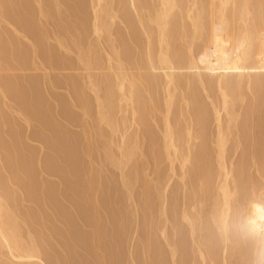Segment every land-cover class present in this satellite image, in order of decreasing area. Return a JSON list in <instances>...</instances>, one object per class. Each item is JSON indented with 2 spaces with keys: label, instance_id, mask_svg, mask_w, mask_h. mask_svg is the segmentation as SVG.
<instances>
[{
  "label": "rangeland",
  "instance_id": "rangeland-1",
  "mask_svg": "<svg viewBox=\"0 0 264 264\" xmlns=\"http://www.w3.org/2000/svg\"><path fill=\"white\" fill-rule=\"evenodd\" d=\"M27 3H26V2ZM34 1V2H33ZM45 1V3H44ZM48 3H47V2ZM57 1V0H56ZM63 1V2H62ZM58 0V2H55V0L52 1L50 0H40L41 2V6L42 8H44L43 10V14L40 13V2L39 5L37 0H1L0 1V19H2L0 21V66H2L0 69V118H2V121H0V141L2 139V141L0 142V189L2 190L1 192H3L2 194L4 195V200L5 198H7V200H5V204L7 203L8 206L12 207L14 206V210H16L15 212L18 214L16 215L17 217L19 216V218L21 219L19 222L21 223L20 226V235L23 236V238H32V236H34L32 239H34V241L36 242L37 245V249L38 253L41 257V262L45 263V264H173V261H175L176 264H197L198 259L195 258V254H194V258H193V254L192 251L194 252V249L192 247V245L190 244L191 242H189V238L188 237V233L189 231H187L186 227H182V225L180 226L179 223V219H180V212L179 210H181L182 206L184 205L183 203H187V201L189 200L190 196H191V189L189 184L187 183V187L184 186V184L181 182L179 175H180V168H176L179 165H175V175L172 174V171L170 169H168V165L167 162L163 161V159L160 157L162 155H160L161 153V143H162V135H163V113H164V94L165 91L161 89V87L158 85V87H155L156 89L153 90V97L157 102L158 106V112H150V118L147 116L146 121H148L147 123H150L149 125L145 122V120L143 122L144 126L147 125L146 127H139V129L136 128L135 125H132L130 127V123L129 122L130 119V112H128L127 114V119L128 122L126 120V122H121L125 125L121 126L119 124L117 131L119 132H115L112 133H107L109 132V130L111 129H107L110 128L107 124L104 125L101 121H100V117H99V111L101 113V108L99 109L100 105L99 103L100 100H98V98H102V102L103 99L106 98V95L108 90H102V88L104 89L106 83H107V87L108 85V79H110V77H112L111 72L109 71V67L107 65H110L109 62V57L107 54H109L111 52V50L109 49V45L107 46L105 42H107V37L106 36H102L100 39V42L95 39L94 33L92 31L93 28V18H92V3L89 2L91 0ZM67 1V2H65ZM74 5H73V3ZM107 1V0H106ZM117 0H112L110 2V0H108L107 2L109 4L112 3V5L110 7L112 8H119L121 5L118 3L119 1H117V5H119L118 7H114L116 4ZM9 2V3H7ZM23 2V3H20ZM29 2V3H28ZM43 2V4H42ZM50 2V3H49ZM62 2V3H61ZM77 2V3H76ZM80 2V3H79ZM83 2V3H82ZM85 2H87L85 4ZM56 3V5H54ZM59 3H61L62 5H60ZM70 3V4H69ZM115 3V4H114ZM2 4V5H1ZM53 4V6H52ZM59 4V5H58ZM66 4L68 5V7L66 6ZM82 4H84L83 6H81ZM14 5V6H13ZM25 5V6H24ZM27 5V6H26ZM33 9H31V6ZM36 5V7H35ZM51 7H50V6ZM79 5V7H78ZM85 5H89L87 7H85ZM116 5V6H117ZM7 6V7H6ZM10 6V7H9ZM29 6V7H28ZM46 6V7H45ZM56 6V8H55ZM57 6H59L60 8H58ZM65 6V7H63ZM81 6V7H80ZM6 7V8H5ZM22 7V8H21ZM63 7V8H62ZM76 7V8H75ZM9 8V9H8ZM39 8V9H38ZM51 8V9H50ZM54 8V10H53ZM69 8V9H68ZM71 8V9H70ZM85 10H83V9ZM89 8V9H88ZM121 8V7H120ZM28 9V10H27ZM58 9V10H57ZM77 9V10H76ZM79 9V11H78ZM88 9V10H87ZM126 9V7L124 8V10ZM8 10V11H7ZM17 10V11H16ZM20 10V11H19ZM24 10V12H22ZM31 10V11H30ZM35 10V11H34ZM39 14H41L43 17L41 18L37 13V11ZM53 10V11H51ZM56 10V11H55ZM74 10V12H73ZM87 10V11H86ZM92 12H91V11ZM4 11V13H3ZM6 11V12H5ZM50 11V12H48ZM72 13H70V12ZM76 11L78 13H76ZM84 11V12H83ZM89 11V13H88ZM123 11V10H122ZM10 12V13H9ZM12 12V13H11ZM47 12V13H46ZM52 12L56 15H53ZM59 12V13H58ZM83 14H82V13ZM23 13V14H22ZM35 13V14H33ZM57 13V14H56ZM91 13V16H90ZM14 14V15H13ZM29 14V15H28ZM31 14V15H30ZM59 14V16H58ZM62 14V15H60ZM67 14L68 18H67ZM122 15L123 12H119V15ZM26 15V16H25ZM46 15V17H45ZM49 15L51 16L49 18ZM65 15V16H63ZM74 17H72V16ZM88 15V16H87ZM3 16V17H2ZM13 20H12V17ZM26 19H25V17ZM33 16V17H32ZM37 16V17H36ZM70 16V17H69ZM82 16V17H80ZM11 17V18H10ZM20 17V18H19ZM29 17V18H28ZM62 17V18H61ZM76 17V19H75ZM7 18V19H6ZM15 18V19H14ZM28 18V19H27ZM33 18V19H32ZM46 18V19H45ZM55 20H54V19ZM64 18V19H63ZM66 18V19H65ZM82 18V19H81ZM90 18V19H89ZM38 19V20H37ZM50 19V20H49ZM52 19V21H51ZM59 19V20H58ZM62 21H61V20ZM3 20L4 23L7 20L6 24H3ZM22 20V21H21ZM25 20V21H24ZM44 20L46 22H44ZM65 20V21H64ZM76 20V21H75ZM78 20V21H77ZM82 20V21H80ZM120 20V19H119ZM118 20V18L115 20V22L113 23V26H111V35L114 36L113 39H115V41H117V43H122L123 45V55L122 57H124V59L128 58L132 61L133 58H135L134 60L139 59V51H137L138 49V44L136 45V42L138 43V38H134L133 36L131 37V34L129 35V33L127 32L126 25L125 24H121V22ZM11 21V22H10ZM13 21V22H12ZM16 21V22H15ZM28 21V22H27ZM41 21V22H40ZM49 21V24H47ZM62 23V26L60 25V23ZM15 22V23H14ZM51 22V23H50ZM56 22V23H55ZM67 24H66V23ZM78 22V23H77ZM81 25H80V23ZM85 22V23H84ZM9 23V24H8ZM18 23V24H17ZM25 23H27L25 25ZM34 23V24H33ZM41 23V24H40ZM58 23V24H57ZM74 23V24H73ZM91 23V25H90ZM13 24V26L11 25ZM33 24V25H32ZM40 24V25H39ZM77 24V26H76ZM21 25V26H20ZM35 25V26H34ZM39 25V26H38ZM47 25H50L47 27ZM55 25V27H54ZM66 25V27H65ZM68 25V27H67ZM115 25V26H114ZM122 25V26H121ZM11 26V27H10ZM29 26V27H28ZM38 26V27H37ZM59 26V27H58ZM81 26V27H80ZM92 26V27H91ZM125 26V27H124ZM15 27V29H14ZM32 27V28H31ZM50 27V28H49ZM77 27V28H76ZM87 27V28H86ZM21 28V30H20ZM35 28V29H34ZM38 28V29H37ZM41 28V29H40ZM47 28V29H46ZM52 28V29H51ZM55 28V29H54ZM60 28V29H59ZM66 28V29H65ZM71 30H70V29ZM73 28V29H72ZM77 30L75 31L74 30ZM114 28V29H112ZM119 28V29H118ZM123 28V29H122ZM11 29V30H10ZM32 29V30H31ZM34 29V30H33ZM46 29V30H44ZM59 29V30H58ZM89 29V30H88ZM118 29V30H117ZM121 29V30H120ZM125 29V30H124ZM14 30V32H13ZM31 30V31H28ZM40 30V32H39ZM49 30V31H48ZM52 30V31H50ZM57 34H56V32ZM65 30V33H64ZM68 30V31H67ZM120 30V31H119ZM18 31V32H17ZM26 31V32H25ZM33 31V32H32ZM35 31V32H34ZM44 31V32H43ZM46 31V32H45ZM77 34H74V32ZM84 31V32H83ZM30 32V33H29ZM48 32V33H47ZM51 32V34H50ZM63 32V33H61ZM126 32V34H125ZM21 33V34H20ZM24 33V34H23ZM37 33V34H36ZM41 33V34H40ZM46 33V34H45ZM68 33H70L68 35ZM73 36H72V34ZM118 33V35L116 34ZM121 33V35H120ZM10 34V35H9ZM22 34L24 35V37H26V39L22 36ZM39 34V35H38ZM18 35V36H16ZM36 35H38V37H36ZM51 35H54L53 37ZM57 35V37L55 36ZM64 35V36H63ZM92 35V36H91ZM127 35V36H126ZM41 36V37H40ZM44 38H43V37ZM49 36V37H48ZM61 38H60V37ZM71 36V37H70ZM112 36L110 38H112ZM119 36V37H118ZM8 37V38H7ZM17 37V38H16ZM48 37L49 39L47 40ZM70 37V38H69ZM77 37V39H76ZM91 37V38H90ZM106 37V38H105ZM16 38V41H14ZM21 38V39H20ZM33 38V39H32ZM42 40H39V39ZM58 40H57V39ZM63 38V39H62ZM94 38V40L92 39ZM134 38V39H132ZM9 39V42L8 40ZM18 39V40H17ZM29 39V40H28ZM46 39V40H45ZM62 39V41L60 40ZM66 39V40H65ZM87 39V40H86ZM92 39V41H91ZM122 39V40H121ZM125 39V40H124ZM130 39V40H129ZM7 40V41H6ZM77 40V41H75ZM104 40V42L102 41ZM129 40V41H128ZM134 40V41H132ZM31 41V43H29ZM36 41V43H35ZM45 41V42H44ZM66 41V42H65ZM69 41V42H68ZM85 41V42H84ZM87 41V42H86ZM136 41V42H135ZM13 42V43H12ZM33 42V43H32ZM44 44H43V43ZM59 42V43H58ZM62 42V43H61ZM65 42V43H64ZM82 42V43H81ZM84 42V43H83ZM92 44H90V43ZM129 42V44L127 43ZM10 43V44H9ZM21 45H20V44ZM41 43V44H40ZM63 44V46L61 44ZM89 43V44H88ZM97 43V44H96ZM101 43V44H100ZM131 43V45H130ZM141 43V41H140ZM54 44V45H53ZM60 44V45H59ZM68 44V45H67ZM78 44V45H77ZM94 44V45H93ZM105 44V45H104ZM108 44V42H107ZM126 44V45H125ZM133 44V46H132ZM135 44V45H134ZM7 45V46H6ZM41 45H42V49H41ZM52 45V46H51ZM66 45V46H64ZM73 45V46H71ZM89 45H91V47H89ZM96 45V46H95ZM101 45V46H100ZM141 45V44H140ZM27 46V47H26ZM30 46V47H29ZM33 46V47H32ZM37 46V48L35 47ZM79 46V47H78ZM106 46V47H105ZM125 46V47H124ZM137 46V48H135ZM11 47V48H10ZM17 47L19 48L17 50ZM24 47V48H23ZM26 47V48H25ZM41 49H39V48ZM51 47V48H50ZM62 47V48H61ZM66 47V48H65ZM102 47V48H101ZM134 47V48H132ZM13 48V49H12ZM32 48V49H31ZM59 48V49H57ZM70 48V49H69ZM80 48V49H79ZM90 48V49H89ZM100 48V51H99ZM108 48V49H107ZM132 48V49H131ZM9 49V50H8ZM26 49V52H25ZM51 49V50H49ZM68 49V50H67ZM79 49V50H78ZM85 49V50H84ZM94 49V50H93ZM4 50V51H3ZM15 50V51H14ZM35 50V52H33ZM55 50V51H54ZM57 50V51H56ZM62 50V51H61ZM82 50V51H80ZM109 50V51H108ZM125 50V51H124ZM136 50V51H135ZM139 50V49H138ZM10 51V53H9ZM17 51V52H16ZM33 54H32V52ZM65 51V53H63ZM67 51V54H66ZM70 51V52H69ZM96 51V52H93ZM107 53H105V52ZM43 53L41 55V53ZM56 52V53H55ZM71 52H73L72 54H70ZM79 53L77 55V53ZM84 52V53H83ZM88 52V53H87ZM98 52V53H97ZM133 52V54H132ZM19 53V54H18ZM83 53V54H82ZM87 53V54H86ZM100 53V54H99ZM102 53V54H101ZM104 53V54H103ZM38 54V55H37ZM60 54V55H59ZM76 54V55H75ZM127 54V55H126ZM200 54V53H199ZM11 55V56H10ZM18 55V56H17ZM21 55V56H20ZM24 55V56H23ZM30 55V56H29ZM31 55L33 56L31 58ZM36 55V57H35ZM44 55V57H43ZM67 55V56H66ZM83 55V56H81ZM86 57H85V56ZM107 55V56H104ZM125 55V56H124ZM138 55V56H137ZM2 56V58H1ZM52 56V57H51ZM54 56V57H53ZM63 58H62V57ZM70 56V57H68ZM80 56V57H79ZM88 56L90 58H88ZM104 58H103V57ZM4 57V58H3ZM13 57V58H11ZM16 59H15V58ZM18 57V58H17ZM26 57V58H25ZM35 57V58H34ZM38 57V58H37ZM40 57V59H39ZM65 57V58H64ZM80 60H79V58ZM85 57V58H83ZM137 57V58H136ZM21 58V59H20ZM34 58V59H33ZM58 58V59H57ZM77 62H76V60ZM82 58V59H81ZM86 58L89 60L86 61ZM6 59V60H5ZM9 59V60H8ZM27 59V60H26ZM32 59V60H31ZM37 59V61H36ZM42 59V60H41ZM67 59V60H66ZM84 59V60H83ZM24 60V62H23ZM26 60V61H25ZM39 60V62H38ZM46 60V61H45ZM48 60V61H47ZM52 61L49 62V61ZM56 60V61H55ZM58 60V61H57ZM73 60V61H71ZM93 60V61H92ZM96 60V62H95ZM108 60V62H107ZM129 60V61H130ZM4 61V62H3ZM8 61V62H7ZM16 61V62H15ZM33 61V62H32ZM35 61V62H34ZM43 61V62H42ZM65 61V62H64ZM80 61V63H79ZM86 61V62H85ZM130 63H133L131 62ZM3 62V63H2ZM46 62V65L45 63ZM48 62V63H47ZM57 62V63H56ZM92 62V63H91ZM99 62V63H98ZM127 62V60H126ZM8 63V64H7ZM14 63V64H13ZM16 63V64H15ZM21 63V64H20ZM25 63V64H24ZM35 63V64H32ZM41 63V64H39ZM73 63V64H72ZM84 63V65H83ZM89 63L91 65H89ZM95 63V64H94ZM54 64V65H53ZM64 67H62L61 66ZM76 64V65H75ZM81 64V65H80ZM87 64V65H86ZM103 64V65H102ZM22 65V66H21ZM25 65V66H24ZM32 65V66H31ZM43 65V66H41ZM57 65V66H56ZM97 65V66H96ZM6 66V67H5ZM17 66V67H16ZM46 66V67H45ZM59 66V67H58ZM77 66V68L75 67ZM82 66V67H81ZM84 66V67H83ZM90 66V68H86V67ZM101 66V67H100ZM106 66L107 69H104ZM5 67V70H4ZM8 67H11L8 68ZM41 67V68H39ZM56 69H54V68ZM62 67V68H60ZM81 67V68H79ZM92 67V69H91ZM104 67V68H103ZM25 68V69H24ZM43 68H45V70H43ZM52 68V69H50ZM58 68V70H57ZM69 68V70H68ZM71 68V69H70ZM74 68V69H73ZM96 68V69H95ZM98 68V69H97ZM7 69V70H6ZM9 69V70H8ZM24 69V70H23ZM31 69V70H30ZM33 69V70H32ZM39 69V70H38ZM60 69V72H59ZM66 69V70H65ZM80 69V70H78ZM87 69V70H85ZM94 69V70H93ZM104 71H102V70ZM11 70V71H10ZM21 70V71H20ZM29 70V71H28ZM36 70V71H35ZM62 70V71H61ZM78 70V72H77ZM109 71V76L110 77H105L103 74H105L106 71ZM7 71V72H5ZM25 73H24V72ZM40 71V73H39ZM51 71V72H50ZM57 71V72H56ZM95 71V73H94ZM100 71V72H99ZM108 71L106 72V74L108 73ZM46 72V73H45ZM49 74H48V73ZM53 72V73H52ZM69 74L67 75L66 74ZM88 72V73H87ZM11 73V74H9ZM13 73V74H12ZM23 75H22V74ZM35 73V74H34ZM56 73V74H55ZM61 73V74H60ZM73 73V74H72ZM92 75H91V74ZM45 74V75H43ZM47 74V75H46ZM79 74V75H78ZM88 74V75H85ZM96 74V75H95ZM105 74V75H106ZM6 75V76H5ZM21 75V76H20ZM26 75V76H25ZM62 75V76H61ZM78 75V76H77ZM90 75V76H89ZM101 75V76H100ZM108 75V74H107ZM24 76V77H22ZM43 76V77H42ZM53 76V77H52ZM70 76V77H69ZM73 76V77H72ZM88 76V77H87ZM96 78H95V77ZM5 77V79H4ZM12 77V78H11ZM20 77V78H19ZM28 79H27V78ZM48 77V78H47ZM59 77V78H58ZM69 77V78H68ZM77 77V78H75ZM82 80H79L78 79ZM91 77V78H90ZM106 78L105 80L107 81H103L102 78ZM10 78V79H7ZM26 78V79H25ZM36 78H38L36 80ZM71 78V80H70ZM90 79V82L88 83V79ZM108 78V79H107ZM4 79V80H3ZM12 79V80H11ZM16 79V80H15ZM30 79V81H29ZM35 79V80H33ZM42 79V80H41ZM59 79V80H58ZM61 79V81H60ZM65 79V81H64ZM86 79V80H85ZM96 79V81L94 80ZM3 80V81H2ZM77 80V81H76ZM85 80V81H84ZM95 82H94V81ZM99 80V81H98ZM102 80V82H101ZM111 80V79H110ZM7 81V82H5ZM33 81V82H32ZM47 81V82H46ZM60 81V82H59ZM93 81V83H91ZM40 82V83H39ZM44 84H43V83ZM53 82V83H51ZM83 82V84H81ZM211 82V81H210ZM209 82V83H210ZM16 83V84H15ZM22 83V84H21ZM27 83V84H26ZM65 83V84H64ZM71 83V84H70ZM78 83V84H77ZM85 83V84H84ZM88 83V85H87ZM98 83V84H97ZM105 83V84H104ZM182 86L184 84V81L181 82ZM214 83V82H212ZM210 83L211 86H209L207 92L203 91V87H200L198 84L196 86V84H191L194 85L195 88H192V91L188 88L192 93H195L198 101H196L195 103H198L199 110H197V106L193 104V106L196 108L197 111H201L203 112L204 118L201 119L200 121V129L201 127H203V131L205 130L204 133L205 137L203 135V131H202V135H203V141L205 139L208 146L211 145V138L214 135L215 132V128H216V121L214 119V107L216 103L218 104V102H215L218 99L213 98V95L216 96L217 98L220 96L218 95L219 90L215 89L216 85ZM4 84V86H3ZM36 84V85H35ZM59 84V85H58ZM64 84V85H63ZM74 84V85H73ZM111 84V83H110ZM39 85V86H38ZM42 85V86H41ZM67 85V86H66ZM73 85V86H71ZM78 85V86H77ZM91 85V86H90ZM96 85V86H95ZM100 85V87H98ZM185 85V84H184ZM209 84L207 83V86ZM8 86V87H7ZM21 86V87H20ZM34 86V87H33ZM62 86V87H61ZM71 86V87H70ZM76 86V87H75ZM80 86V87H79ZM87 86V87H86ZM193 86V87H194ZM215 86V87H212ZM15 87V88H14ZM45 87V88H44ZM51 87V88H50ZM65 87V88H64ZM75 87V88H73ZM82 87V88H81ZM85 87V88H84ZM91 87V88H90ZM97 87V88H95ZM185 87V86H184ZM246 85H244V88L241 90L244 94V98L243 100H240L236 103L235 108L237 110H239V112H242L244 114H242L239 119H238V130H236L232 135L229 136L228 140V144L227 145V156L230 158L233 157V165L234 169H236L237 173H235V177H237V179L239 180V182H251L253 183V185L256 183L258 185V187L264 186V164H262L264 162V86H263V90L262 89H257V92L254 96V94L251 92L250 89L245 88ZM17 88V89H16ZM60 88V90L58 89ZM94 88V89H93ZM20 89V90H18ZM23 89V90H22ZM55 89V90H54ZM63 89V90H62ZM65 89V90H64ZM75 89V90H74ZM82 91H81V90ZM93 89V90H92ZM97 89V90H95ZM159 89V90H158ZM195 89V92H194ZM17 90V91H16ZM32 90V91H31ZM47 90V91H46ZM58 90V91H57ZM71 90V91H70ZM73 90V91H72ZM90 90H92L90 92ZM183 90V89H181ZM181 90H177L175 92L176 97H175V101L172 105L171 108V112H170V119L172 122H176V125L180 129H185V127H188L189 125H193L195 124V117L192 116L193 110H190L186 105H185V101H184V96H181V94L183 93V91ZM202 90V91H201ZM217 90V91H216ZM5 93V94H3ZM5 91V92H4ZM15 91V92H14ZM44 91V92H43ZM52 91V92H51ZM57 91V92H54ZM67 91V93L65 92ZM84 91V92H83ZM102 91V92H101ZM104 91V93H103ZM180 91L182 93H180ZM13 92V93H11ZM20 92V93H19ZM32 95H31V93ZM39 92V93H38ZM48 94H47V93ZM51 92V93H50ZM59 92V93H58ZM74 92V93H73ZM88 92V93H87ZM95 92V94H94ZM98 92V93H96ZM100 92V93H99ZM160 92V93H159ZM163 92V94H162ZM211 92V93H210ZM17 93V94H16ZM46 93V94H45ZM53 93V94H52ZM66 93V95H65ZM72 93V94H71ZM82 95H81V94ZM34 94V95H33ZM44 94V95H43ZM68 94V95H67ZM75 96H74V95ZM95 96H93V95ZM97 94V96H96ZM106 94V95H105ZM162 94V95H161ZM198 94V95H197ZM217 94V95H216ZM2 95V96H1ZM14 95V96H13ZM24 95V97H23ZM31 95V96H29ZM39 97H36V96ZM90 95V96H89ZM247 95V96H246ZM259 95L261 96V98L259 97ZM4 96V99L2 98ZM19 96V97H18ZM21 96V97H20ZM44 96V97H43ZM50 98H49V97ZM52 96V97H51ZM59 96V97H58ZM66 96L68 98H66ZM79 98H78V97ZM87 96V97H86ZM105 96V98H104ZM210 96V97H209ZM212 96V100L211 99ZM7 97H9L10 99H8ZM28 97V98H27ZM98 97V98H97ZM194 97V94H193ZM206 97V98H205ZM254 97V98H253ZM6 98V99H5ZM36 98V99H34ZM52 98V99H51ZM62 98V99H60ZM78 98V100H77ZM87 98V99H86ZM195 98V97H194ZM255 99V102H253ZM257 98V99H256ZM51 99V101H50ZM65 99V100H64ZM81 99V100H80ZM259 99H261V101H258ZM2 100V101H1ZM5 100L7 102H5ZM11 100V101H10ZM16 100V101H15ZM29 100V101H28ZM38 100V101H37ZM50 102H49V101ZM59 100V101H57ZM70 100H73L72 103ZM95 100V101H94ZM98 100V101H97ZM154 100V102H155ZM161 100V101H160ZM181 102H180V101ZM208 100V101H207ZM251 100V101H250ZM10 101V102H9ZM76 101V102H75ZM97 101V102H96ZM184 101V102H183ZM215 102L212 104V102ZM249 101V102H248ZM3 102V104H2ZM12 102H14L12 104ZM18 102V103H17ZM27 102V103H26ZM30 102V103H29ZM38 102V103H35ZM42 102V103H41ZM53 102V103H52ZM56 102V103H54ZM59 102V103H58ZM66 102V103H64ZM78 102V103H77ZM155 102V103H156ZM161 102V103H160ZM248 102V103H247ZM251 102V103H250ZM253 102V104H252ZM22 105V107L20 106V104ZM29 103V104H28ZM63 103V104H62ZM70 103L75 106L73 107L72 105H70ZM74 103V104H73ZM86 103V104H85ZM96 103V104H95ZM180 103V105H179ZM210 103V105H209ZM240 103V104H238ZM9 104V105H8ZM12 104V105H10ZM38 104V105H37ZM49 106H48V105ZM52 104V105H51ZM69 104V105H68ZM89 104V105H88ZM183 104V105H182ZM200 104V105H199ZM244 104V105H243ZM255 104V106H254ZM6 105V106H5ZM32 105V106H31ZM45 107H44V106ZM56 105V106H55ZM62 105V107H61ZM79 105V106H77ZM95 105H97L98 107H95ZM164 105V106H163ZM247 105V106H245ZM4 106V107H3ZM10 108H9V107ZM16 106V107H15ZM24 106V108H23ZM38 106V107H37ZM64 106V108H63ZM68 106V107H67ZM77 106V108H76ZM81 106V107H80ZM90 106V107H89ZM186 106V107H185ZM192 106V107H193ZM202 106V108H201ZM206 106V107H205ZM219 106V105H217ZM245 106V107H243ZM15 107V108H14ZM28 109V111L26 110V108ZM37 107V109H36ZM70 107V108H69ZM251 109H250V108ZM255 107V109H254ZM259 107L257 110L256 108ZM19 108V109H18ZM48 108V110H47ZM55 108V109H54ZM61 108V109H60ZM68 108V109H66ZM75 108V109H74ZM84 108V110H83ZM97 111H96V109ZM175 108V109H174ZM179 108V109H178ZM186 108V109H185ZM8 109V110H6ZM14 109V110H13ZM18 109V110H17ZM32 109V111H31ZM37 111H34V110ZM40 109V111H39ZM42 109V110H41ZM58 109V111H57ZM78 109V110H77ZM182 111H181V110ZM245 111H244V110ZM263 109V110H262ZM12 110V111H10ZM21 112H20V111ZM55 112H54V111ZM77 110V112H76ZM82 110V111H81ZM189 110V111H187ZM194 110V112L196 111ZM209 110V111H208ZM253 112H252V111ZM257 114H256V111ZM7 111V112H6ZM16 111V112H15ZM22 116L20 117L19 114ZM63 111V112H62ZM70 113H69V112ZM75 111V112H73ZM151 111V110H150ZM177 111V112H176ZM186 113H185V112ZM247 111H250L252 113V116L247 115ZM255 111V112H254ZM259 111V112H258ZM23 112V113H22ZM27 112V113H26ZM48 112V113H47ZM62 112V113H60ZM67 112V113H66ZM81 112V113H80ZM118 112V110H117ZM249 112V113H250ZM14 113V114H13ZM17 113V114H16ZM36 113V114H34ZM40 113V115H39ZM52 115H50V114ZM75 113V114H74ZM94 116L97 115V116ZM116 113V111L114 112ZM113 113V118H114V114ZM176 113V115L174 114ZM180 113V115H179ZM191 113V114H190ZM205 113V114H204ZM259 113V114H258ZM11 114V115H10ZM38 114V115H37ZM72 114V115H71ZM80 114V115H79ZM84 114V116H82ZM87 118H86V116ZM119 114V115H118ZM153 114V115H152ZM160 114V115H159ZM162 114V115H161ZM256 114V115H255ZM3 115V116H2ZM24 115V116H23ZM122 113H116L115 118L116 119H121L122 118ZM130 117H129V116ZM174 115V116H173ZM256 117H254V116ZM258 115V119L257 118ZM9 116V117H8ZM38 116V117H36ZM57 116V118H56ZM75 116V117H73ZM93 118H92V117ZM154 116V117H153ZM189 116H190V120H189ZM209 116V117H208ZM249 116V117H248ZM263 116V117H262ZM6 117V119H5ZM14 121H13V119ZM17 117V118H16ZM64 117V118H63ZM89 117V119H88ZM99 117V118H97ZM162 117V118H161ZM172 117V118H171ZM259 117H261L259 119ZM24 118V119H23ZM43 118V119H42ZM68 118V119H67ZM92 120H91V119ZM97 118V119H96ZM114 118V119H115ZM241 118L243 120H241ZM246 118V119H245ZM255 121H254V119ZM12 119V120H11ZM23 119V120H21ZM34 119V120H33ZM53 119V120H52ZM59 119V121H58ZM66 119L68 121H66ZM71 123H70V121ZM73 119V120H72ZM119 119V121H121ZM183 119V120H182ZM204 119V120H203ZM253 119V120H252ZM1 120V119H0ZM20 120V121H19ZM25 120V122H24ZM39 120H43V121H39ZM49 120V121H48ZM51 120V121H50ZM63 120V121H61ZM78 123H77V121ZM85 120V121H84ZM95 120H98L95 121ZM155 121L154 123L152 121ZM158 120V121H157ZM162 120V122H161ZM192 120V121H191ZM203 120V121H202ZM249 120V121H248ZM262 120V121H261ZM9 121V122H8ZM12 121V122H11ZM32 121V122H31ZM40 123H39V122ZM47 121V122H45ZM61 121V122H60ZM66 121V123H65ZM87 121V123H86ZM91 121V123L89 122ZM115 122H118V120H114ZM190 121V122H189ZM241 121V122H240ZM244 121V122H243ZM261 121V122H260ZM8 122V123H7ZM27 122V123H26ZM29 122V123H28ZM37 122V123H35ZM63 122V123H62ZM97 122V124H96ZM174 122V123H175ZM184 122V123H183ZM209 122V123H208ZM243 122V123H242ZM250 122V123H249ZM256 122V123H255ZM259 122V123H258ZM263 122V123H262ZM4 125H3V124ZM14 123V124H13ZM16 123V125H15ZM26 123V124H24ZM39 123V124H38ZM42 123V124H41ZM46 123V125H45ZM82 123V124H80ZM129 123V124H128ZM158 123V124H157ZM163 123V124H162ZM241 123V124H240ZM247 123L250 125H247ZM255 125H254V124ZM7 124V125H6ZM19 126H18V125ZM28 124V125H27ZM36 124V125H35ZM67 124V125H66ZM92 124V125H91ZM155 124V125H154ZM187 124V125H186ZM224 124H226V118L224 117L223 119V126ZM246 124V126L244 125ZM258 124V125H257ZM3 125V126H2ZM12 125V126H11ZM26 125V126H25ZM60 125V126H59ZM82 125V126H81ZM86 125V126H85ZM96 127H94V126ZM98 125V126H97ZM35 126V127H34ZM53 126V128H52ZM66 126V127H65ZM80 126V127H79ZM89 126V127H88ZM129 126V128H125ZM182 126L184 128H182ZM244 126V127H243ZM261 126V129H259ZM8 129H7V128ZM10 127V128H9ZM14 127V128H13ZM16 127V128H15ZM18 127V128H17ZM47 127V128H46ZM58 127H59V131H58ZM60 127H62L60 129ZM86 127V129H85ZM92 127V128H91ZM94 127V129H93ZM98 127V128H97ZM102 127V128H101ZM148 127V128H147ZM155 127V128H154ZM199 127V126H198ZM259 127V128H258ZM23 128V129H22ZM32 128V129H31ZM34 128V129H33ZM42 128V130H41ZM51 128V129H50ZM104 128L105 132H104ZM252 128V129H251ZM257 128V129H256ZM3 129V130H1ZM15 129V130H14ZM51 131H49V130ZM66 129V130H65ZM69 129V130H68ZM82 129V130H81ZM90 131H89V130ZM94 130V131H91ZM96 129V130H95ZM100 129V130H99ZM121 129V130H120ZM127 129V130H126ZM132 129V130H131ZM153 129V130H152ZM159 129V130H158ZM207 129V130H206ZM10 130V131H9ZM31 130V131H30ZM43 130H47L45 132H43ZM57 130V131H56ZM123 130V131H122ZM248 130V131H247ZM260 130V133H259ZM4 131V132H3ZM34 131V133H33ZM55 133H54V132ZM74 131V132H73ZM77 131V132H76ZM104 132V134L102 132ZM126 131V133H125ZM130 133H129V132ZM256 131V132H255ZM263 131V133H262ZM43 132V133H41ZM89 132V134H88ZM123 132V134L126 136L129 135V138L132 139L134 138L135 135L136 136V142L137 146H138V150H137L139 157L134 158L133 160L130 161V163H127L126 165H123L124 163H122V167H126V168H121L120 166L117 167L118 165L116 164L117 160H121V155H119L120 152H122L120 149L121 147H124V145L122 144V142L120 141L119 135H122L121 133ZM243 132V133H241ZM67 133V135H66ZM74 133V134H73ZM83 133V134H82ZM107 133L108 137L111 135V137H106L107 135H105ZM161 133V134H160ZM253 133V134H252ZM259 135H258V134ZM3 134V135H2ZM5 134V135H4ZM33 134V135H32ZM44 134V136H43ZM47 134V135H46ZM52 134H55V138L53 137ZM61 134V136H60ZM72 134V135H71ZM77 134V135H75ZM94 134V136H93ZM155 134V135H154ZM242 134V135H241ZM256 134V135H255ZM261 134L263 135V137L261 136ZM8 135V136H7ZM42 137H41V136ZM50 135V137L48 136ZM84 137H83V136ZM91 137H89V136ZM101 135V136H100ZM116 135V136H115ZM123 135V136H124ZM258 135V136H257ZM10 136V137H9ZM16 136V137H15ZM19 136V137H18ZM35 136V137H34ZM39 136V137H38ZM65 136V137H64ZM154 136V137H153ZM236 136V137H235ZM241 136V137H239ZM246 136V137H245ZM248 136V137H247ZM255 136V137H254ZM257 136V137H256ZM13 137V138H12ZM25 137V138H24ZM27 137H29V140L27 139ZM44 137V138H43ZM61 137V138H60ZM72 137V138H71ZM85 139H83V138ZM89 137V138H88ZM95 137V138H93ZM99 137V138H98ZM116 137V138H115ZM144 137V138H143ZM207 137V138H206ZM7 138V139H6ZM9 138V140H8ZM52 138V139H51ZM64 138H67L64 140ZM74 138V139H73ZM105 138V140H104ZM111 138V139H110ZM115 138V139H114ZM127 138V137H126ZM145 140H143V139ZM234 138V139H233ZM235 138L239 141L238 144H236V140ZM248 138V139H247ZM254 138V139H253ZM259 138V139H257ZM261 138V139H260ZM263 138V139H262ZM13 139V140H12ZM36 139V140H35ZM40 139V141H39ZM41 139H45V141H42ZM47 139V140H46ZM55 139V140H54ZM58 139V140H57ZM63 139V140H62ZM69 139V140H68ZM73 139V140H71ZM76 139V140H75ZM101 139V140H100ZM128 139V138H127ZM79 140V141H78ZM109 140V141H108ZM118 143H116V141ZM122 140V139H121ZM129 140V139H128ZM133 140V139H132ZM131 140V141H132ZM232 140V141H231ZM260 140V141H259ZM6 141V142H5ZM11 141V142H10ZM29 141V142H28ZM51 141V143H50ZM59 141V142H56ZM68 141V142H67ZM77 141V142H76ZM83 141V143H82ZM87 141V142H86ZM111 141V143H109ZM234 141V142H233ZM247 141V142H245ZM258 141V142H257ZM21 142V143H20ZM25 142V143H24ZM63 142V143H62ZM65 142V144H64ZM81 142V144H80ZM151 142V144H150ZM155 142V143H154ZM242 142V143H241ZM9 143V145L7 144ZM57 143V144H56ZM75 143V145H73ZM96 143V145L94 146V144ZM103 145H100V144ZM107 143V144H106ZM254 143V144H253ZM1 144L2 147H1ZM5 144V145H4ZM12 144V145H11ZM27 144V146H26ZM54 144V145H53ZM63 144V145H62ZM109 144H111L110 146V150L109 151ZM116 144H120V145H116ZM145 144V145H144ZM149 144V145H148ZM235 144V145H234ZM254 146H253V145ZM258 144V146H257ZM8 145V146H7ZM35 145V146H33ZM38 145V146H37ZM43 145H45L43 147ZM53 145V146H52ZM61 147H60V146ZM68 145V146H66ZM72 145V146H71ZM87 145V146H86ZM100 145V146H99ZM106 145V148H104V146ZM114 145V146H113ZM151 145V146H150ZM157 145V146H156ZM206 145V146H207ZM239 145V146H238ZM251 145V146H250ZM4 146V147H3ZM42 146V147H40ZM48 148H47V147ZM85 146V147H83ZM116 146V147H115ZM126 146V145H125ZM207 146V147H208ZM234 146V147H233ZM237 148H236V147ZM263 146V148H262ZM12 147V148H10ZM19 147V148H18ZM22 147V148H21ZM39 147V149H38ZM59 147V148H58ZM74 149H73V148ZM79 147V148H78ZM102 148L100 150V148ZM114 147V148H113ZM118 147V148H117ZM244 147V148H243ZM251 147H254L251 148ZM5 148V149H4ZM10 148V149H9ZM15 148V149H14ZM33 148V149H30ZM42 148V149H40ZM45 148V149H44ZM48 150H47V149ZM49 148L51 150H49ZM112 148V149H111ZM125 148V147H124ZM235 148V149H234ZM250 148V149H249ZM261 148V149H260ZM17 149V150H16ZM37 149V150H36ZM62 149V150H61ZM82 149V150H81ZM88 149V150H87ZM117 149V150H116ZM159 149V150H158ZM245 151H244V150ZM261 151H260V150ZM16 150V151H15ZM19 150V151H18ZM44 150V151H43ZM54 150V151H53ZM71 150V151H70ZM76 150V151H75ZM105 152H103V151ZM114 150V151H113ZM118 150L120 151L118 153ZM150 150H151V156L150 155ZM250 150V151H248ZM258 150V151H257ZM3 151L7 152V153H3ZM13 153H12V152ZM22 151V153H21ZM30 151V152H29ZM40 151V152H39ZM51 151V152H50ZM61 151V152H60ZM70 151V152H69ZM75 151V152H74ZM85 151V152H84ZM117 151V152H116ZM254 153H253V152ZM25 152V153H24ZM40 155H39V153ZM53 152V153H52ZM56 152V153H55ZM103 152V153H102ZM235 152V155H234ZM10 153V155H9ZM16 153V156H15ZM33 153V155H32ZM73 153V155H72ZM83 153V155H82ZM87 153V156H86ZM97 153V155H96ZM108 153L110 156H108ZM251 153V155H250ZM253 153V155H252ZM7 155V157H6ZM32 155V156H31ZM35 155V157H34ZM45 155V156H44ZM47 155V157H46ZM68 155V156H66ZM106 156L104 158V156ZM113 155V156H112ZM116 155V156H115ZM119 155V156H118ZM234 155V156H233ZM244 155V156H243ZM249 155V156H248ZM260 155V156H259ZM7 160H6V158ZM9 156V157H8ZM21 156V157H20ZM63 156V158H62ZM66 156V158H65ZM71 156V157H70ZM84 156V157H83ZM90 156V157H89ZM103 156V157H102ZM117 157V158H114ZM242 156V157H241ZM247 156V157H246ZM253 156V157H252ZM20 157V158H18ZM32 157V159H31ZM39 157V158H38ZM75 157V159H74ZM86 157V158H85ZM88 157V158H87ZM97 157H99L98 159ZM150 157V158H149ZM236 157V158H235ZM255 157V158H254ZM9 158V159H8ZM23 158V159H22ZM30 158V162L29 159ZM38 158V159H37ZM57 158V159H56ZM62 158V159H61ZM79 158V160H77ZM81 158V159H80ZM83 158V159H82ZM149 158V159H148ZM3 161H2V160ZM14 159V160H13ZM16 159V161H15ZM26 159V160H25ZM28 159V160H27ZM47 159V160H46ZM54 159V160H53ZM74 159V160H73ZM87 159H89L87 161ZM102 159V160H101ZM111 159V160H110ZM138 159V161H137ZM245 159V160H244ZM261 159V160H260ZM24 160V161H23ZM46 162H45V161ZM63 162H62V161ZM67 164H66V161ZM92 160V161H91ZM103 160L105 161V163L103 162ZM111 162H110V161ZM136 160V161H135ZM145 160V162H144ZM159 160V161H158ZM235 160V161H234ZM252 160V162H251ZM6 161V162H5ZM15 161V163H14ZM20 161V162H19ZM26 161V162H25ZM38 161V162H36ZM50 161V163H49ZM56 161V162H55ZM59 161V162H58ZM83 161V162H82ZM90 161V162H89ZM101 161V162H100ZM156 161V162H155ZM158 161V162H157ZM261 161V162H260ZM23 162V163H22ZM33 162V163H32ZM42 162V163H41ZM65 162V163H64ZM109 162V164L107 163ZM118 162V161H117ZM259 162V163H258ZM9 163V164H8ZM14 163V164H13ZM30 163V164H29ZM38 163V164H37ZM60 163V164H58ZM82 163V165L80 164ZM86 163V164H85ZM107 163V164H106ZM133 163V164H132ZM135 163V165H134ZM151 163H154L153 165ZM158 163V164H157ZM3 164V165H1ZM12 164V165H11ZM27 164V165H26ZM32 164V165H31ZM57 164V165H56ZM93 164V165H92ZM95 164V165H94ZM130 164V165H129ZM137 164V166H136ZM148 164V165H147ZM160 164V165H159ZM162 164V165H161ZM213 164V163H212ZM243 164V165H242ZM253 164V165H252ZM6 165V166H5ZM8 165V166H7ZM24 165V166H23ZM66 165V167H65ZM107 165V166H106ZM132 168H129V167ZM145 165V166H144ZM152 165V166H151ZM13 166V167H12ZM22 166V167H21ZM36 166V167H35ZM39 166V167H38ZM41 166V167H40ZM49 168H48V167ZM52 166V167H51ZM62 166V167H61ZM82 166V167H81ZM86 166V167H85ZM94 166V167H93ZM96 166V167H95ZM105 166V168H104ZM112 168H111V167ZM150 166V167H149ZM252 166V167H251ZM262 166H263V170H262ZM7 167V168H6ZM25 167V168H24ZM58 167V168H57ZM61 167V168H60ZM74 167V168H73ZM81 167V168H80ZM91 167V168H90ZM117 167V168H116ZM136 167V168H135ZM148 167V168H147ZM154 167V168H153ZM255 167V168H254ZM4 169L5 171H3L2 169ZM6 168V169H5ZM11 168V169H10ZM15 168V169H14ZM17 168V169H16ZM19 168V169H18ZM47 168V169H46ZM64 168V169H63ZM68 170H67V169ZM98 168V169H97ZM104 168V169H103ZM147 168V169H146ZM242 168V169H241ZM251 168V169H250ZM13 169V170H12ZM28 169V170H27ZM39 169H41L39 171ZM55 169L56 172H54ZM57 169V170H56ZM76 169V170H74ZM86 169V170H84ZM96 169V170H95ZM109 169V170H108ZM119 169V170H118ZM152 169V172H151ZM245 169V170H244ZM2 170V171H1ZM11 170V171H10ZM23 170V171H22ZM31 170V171H30ZM44 170V171H43ZM50 170V171H49ZM52 170V171H51ZM61 170V171H59ZM100 170V171H99ZM111 170V171H110ZM134 170V171H133ZM138 170V171H137ZM143 170V171H142ZM158 170V171H157ZM179 170V171H178ZM9 171V172H8ZM68 171V173H67ZM83 171V172H81ZM105 171V172H104ZM131 171V173L129 172ZM137 173H136V172ZM146 171V174H145ZM148 171V172H147ZM168 174H167V172ZM24 172V173H23ZM42 172V173H40ZM47 173L44 174V173ZM49 172V174H48ZM59 172V173H58ZM85 172V173H84ZM89 172V173H88ZM99 172V173H98ZM119 172V173H118ZM129 172V173H128ZM135 172V173H134ZM142 172H143V179H142ZM156 172V174H155ZM247 172V174H246ZM5 173V174H4ZM7 173V174H6ZM11 176H10V174ZM21 173V174H20ZM34 173V174H33ZM36 173V174H35ZM61 173V174H60ZM88 173V174H87ZM91 173V174H90ZM97 173V174H96ZM103 173V174H102ZM112 173V174H111ZM115 173V174H114ZM121 173V174H120ZM122 173L124 177V181L122 178ZM139 173V174H138ZM151 173L153 175H151ZM164 173L166 175H164ZM40 174V175H39ZM57 174L59 176H57ZM65 174V175H63ZM84 174V175H83ZM105 174V175H104ZM109 174V175H108ZM158 174V175H157ZM23 175V176H22ZM37 175V178L36 176ZM56 176L55 180L53 179ZM80 175V176H79ZM135 175V177H134ZM145 175V177H144ZM148 175V176H147ZM171 175L170 178V182L168 181L167 184V179L168 177ZM238 175V176H237ZM28 176V178H27ZM39 176V177H38ZM48 176V177H47ZM50 176V177H49ZM64 176V178H63ZM100 179H99V177ZM108 176V177H107ZM151 176V177H150ZM168 176V177H167ZM21 177V178H20ZM23 177V178H22ZM26 179H25V178ZM33 177V178H32ZM43 177V178H42ZM61 177H62V182H61ZM70 177V178H69ZM82 177V178H79ZM89 177V178H88ZM150 177V180L149 178ZM158 177V180H157ZM163 177V178H162ZM7 178V180L5 179ZM46 178V179H44ZM52 178V179H51ZM108 178V179H106ZM129 178V179H128ZM135 178V180H134ZM137 178V179H136ZM156 178V180H155ZM246 178V179H245ZM260 178V181H259ZM65 179V180H64ZM69 179V180H68ZM83 179V180H82ZM99 179V181H98ZM146 179V180H145ZM166 179V180H165ZM253 179V180H252ZM256 179V180H255ZM24 180V181H23ZM30 180V182H29ZM32 180V181H31ZM43 184H42V181ZM88 180V182H87ZM103 180V181H102ZM108 180V181H106ZM113 180V181H112ZM145 180V181H144ZM149 180V181H148ZM161 180V181H160ZM250 180V181H249ZM7 181V182H5ZM9 181V183H8ZM16 181V182H15ZM35 181V182H34ZM57 181V182H56ZM61 184H59L60 182ZM115 181V182H114ZM123 181V182H122ZM128 181V182H127ZM134 181V182H133ZM136 181V182H135ZM54 182V183H53ZM59 182V183H58ZM66 182V183H65ZM102 182V184H101ZM108 182V183H106ZM113 182V183H112ZM153 182V183H152ZM159 182V183H158ZM163 182V183H162ZM177 182H179L177 184ZM4 185H2V184ZM30 183V184H29ZM37 186H36V184ZM47 183V184H46ZM51 183V185H50ZM56 183V184H55ZM58 183V184H57ZM63 183V184H62ZM72 183V184H71ZM88 183V184H87ZM98 183V184H97ZM117 183V184H116ZM121 183V184H120ZM125 183V184H124ZM145 185H144V184ZM156 185H155V184ZM167 187H166V185ZM246 183V184H247ZM19 186H18V185ZM135 184V186H134ZM158 184V185H157ZM263 184V185H262ZM7 185V186H6ZM31 185V186H30ZM34 185V187H33ZM47 185V186H46ZM55 185V186H54ZM57 185V186H56ZM65 185V186H64ZM86 185V187H85ZM88 185V188H87ZM155 185V186H154ZM166 187L165 191L163 188L160 187ZM256 185V186H257ZM22 186V187H21ZM25 186V187H24ZM28 186V187H27ZM40 188H39V187ZM50 186V187H49ZM54 186V187H53ZM68 186V187H67ZM109 186V188H108ZM132 186V187H131ZM141 186V187H140ZM150 188H148V187ZM153 186L155 188H153ZM157 186V188H156ZM9 187H11L9 189ZM24 187V188H23ZM33 187V188H32ZM62 187V188H61ZM78 187V188H77ZM116 187V188H115ZM122 187V189H121ZM144 187V188H143ZM178 187V189H177ZM23 188V190H22ZM31 188V189H30ZM42 188V189H41ZM58 188H59V192H58ZM64 188V189H63ZM70 188V189H69ZM73 188V190L71 191V189ZM113 188V189H112ZM134 188V189H133ZM143 188V189H142ZM148 188V193L146 192V189ZM160 190H159V189ZM171 188V189H170ZM30 189V190H29ZM55 189V190H53ZM57 189V190H56ZM75 189V190H74ZM89 189V191H88ZM129 189V190H128ZM133 189V190H132ZM158 189V190H157ZM175 189V190H173ZM27 190V192L25 191ZM41 190V191H40ZM50 190V191H49ZM62 190V191H61ZM85 190V192L83 191ZM108 190V191H106ZM114 190V191H113ZM138 190V191H137ZM158 192H157V191ZM178 190V191H177ZM25 191V193H24ZM34 191V192H33ZM55 191V194H51ZM66 191V192H65ZM76 193H75V192ZM126 192V196H124V193ZM132 191V192H131ZM156 191V192H154ZM162 191V192H161ZM165 193H164V192ZM181 191V192H180ZM9 192V193H7ZM31 192V193H30ZM33 192V193H32ZM41 192V193H40ZM91 192V193H90ZM164 194V196H160V193ZM184 194H183V193ZM6 193V194H5ZM29 193V195H28ZM36 193V194H35ZM39 195H38V194ZM49 193V194H48ZM59 193V194H58ZM85 193V194H84ZM102 193V194H101ZM142 193V195H140ZM147 193V194H146ZM159 193V194H158ZM178 193V194H177ZM187 193V194H186ZM189 193V194H188ZM10 194V195H9ZM34 196H33V195ZM116 194V195H115ZM129 194V196H128ZM144 194V195H143ZM154 194V195H153ZM186 194V195H185ZM14 195V196H13ZM25 195V196H24ZM27 195V196H26ZM42 195V196H41ZM46 195V197H44ZM49 195H51L49 197ZM77 195V196H76ZM84 195V197H83ZM160 197H158V196ZM31 196V197H30ZM43 198V202L42 198ZM55 196V197H54ZM57 196V197H56ZM81 196V197H80ZM87 196V197H86ZM89 196V198H88ZM115 196V197H114ZM122 196V197H121ZM131 196V197H130ZM139 196V197H138ZM183 196V197H182ZM12 197V198H11ZM30 201H29V199ZM60 197V198H59ZM127 197V198H126ZM164 197V198H162ZM18 198V199H17ZM27 198V199H26ZM93 198H95V203L93 202ZM130 198V199H129ZM141 198V199H140ZM144 198V199H143ZM160 198V200H159ZM14 201H13V200ZM32 199V200H31ZM41 199V200H40ZM89 201H88V200ZM102 199V200H101ZM121 199V200H120ZM148 199V200H147ZM171 199H173L171 201ZM28 200V201H27ZM38 200H40L38 202ZM63 200V201H62ZM84 200V201H83ZM92 200V202H91ZM130 200V201H128ZM134 200V201H133ZM144 200V201H143ZM8 201V202H7ZM16 201V202H15ZM73 201V202H72ZM75 201V202H74ZM80 201V202H79ZM83 201V203H82ZM117 201V202H116ZM119 201V202H118ZM133 201V202H132ZM165 201V202H164ZM185 201V202H184ZM20 205H18L19 203ZM32 202L33 204L35 203V205L33 206V204L31 205L30 203ZM65 202V203H64ZM85 202V203H84ZM148 202V203H147ZM160 202V203H159ZM168 202V203H167ZM14 203V204H13ZM17 203V204H15ZM29 203V204H28ZM60 203V204H59ZM62 203V204H61ZM104 203V204H103ZM120 203V204H119ZM136 203V204H135ZM144 203V205H143ZM163 203V204H162ZM165 203V204H164ZM172 203V204H171ZM175 203V204H174ZM185 203V204H186ZM76 204V205H75ZM80 204V205H78ZM96 206H95V205ZM118 204V205H117ZM125 204V205H124ZM128 204V205H127ZM157 204V205H156ZM162 204V205H161ZM181 204V205H180ZM6 205V206H7ZM29 205V206H28ZM65 207H64V206ZM131 207H128V206ZM139 205V206H138ZM146 205V206H145ZM156 205V207H155ZM162 207H161V206ZM167 208V216L169 218V222L168 224H166V229H167V235L172 238L175 230L176 233H178L177 235V241H178V246L180 247V249L182 248L184 250V254H183V250L178 248L177 251V255L176 258L174 260H172L169 256V251H167V248L165 247V241L162 231L164 229V223L162 219V212H163V216L166 219V215L164 214V208ZM176 205V207H175ZM178 205V206H177ZM24 206V207H21ZM62 206V207H61ZM72 207V208H69ZM117 208H116V207ZM121 206V207H120ZM126 206V207H125ZM138 206V208H137ZM16 207V208H15ZM36 207V209H35ZM39 207V209L37 208ZM51 207V208H50ZM100 207V208H99ZM135 207V208H134ZM170 209H169V208ZM181 207V208H180ZM21 208V210H20ZM24 208V209H23ZM32 208V210H31ZM41 208V209H40ZM78 208V209H77ZM86 208V209H85ZM130 208V210H129ZM132 208V209H131ZM159 208H163L162 210ZM26 210L27 213H25ZM47 209V210H45ZM70 209V211H69ZM73 209L74 212H73ZM82 209V210H81ZM139 209V210H138ZM158 209V210H157ZM179 209V210H177ZM53 210V211H52ZM96 210V212H95ZM103 210V211H101ZM134 210V211H132ZM151 210V211H150ZM18 211V212H17ZM35 211V212H34ZM38 211V212H36ZM43 211V212H42ZM65 213H64V212ZM81 211V212H80ZM110 211V212H109ZM126 211V212H125ZM162 211V212H161ZM179 211V212H177ZM23 213L24 215H20ZM33 212V213H32ZM40 212V214H39ZM59 212V214H58ZM62 212V213H61ZM73 212V213H72ZM77 212V213H76ZM88 212V213H87ZM112 212V213H111ZM114 212V213H113ZM119 212V214H118ZM129 212V213H128ZM134 212H136L134 214ZM141 212V213H140ZM157 212L160 214H157ZM174 212V214H177L176 216L174 214H172ZM15 213V214H16ZM57 213V216L56 214ZM64 213V214H63ZM90 213V214H89ZM125 213V214H124ZM146 213V215L144 214ZM33 214V215H32ZM51 214L53 215V218L51 216ZM55 214V215H54ZM79 214V215H78ZM106 214V215H105ZM130 214L131 217H129L128 215ZM132 214V215H131ZM143 214V215H142ZM25 215H28L25 216ZM36 215V216H35ZM38 215V217H37ZM40 215V216H39ZM72 215V216H71ZM81 215V216H80ZM83 215V216H82ZM102 215V216H101ZM106 217H105V216ZM108 215V216H107ZM111 215L112 216L111 218ZM119 215V216H118ZM142 215V216H141ZM150 217H149V216ZM161 217H159V216ZM76 216V217H75ZM79 216V217H78ZM98 216V217H97ZM123 216V217H122ZM133 216V218H132ZM159 218H158V217ZM179 216V217H178ZM27 217V218H26ZM50 217L52 220H50ZM86 217V218H85ZM92 217V218H91ZM127 217V219H126ZM26 218V219H25ZM38 218V219H37ZM41 218V219H40ZM45 218V219H44ZM69 218V219H68ZM107 218V219H105ZM174 218H177L174 220ZM179 218V219H178ZM31 219H33L32 221H30ZM35 219V220H34ZM77 219V220H76ZM82 219V220H81ZM91 219V220H89ZM131 219V220H130ZM133 219V221H132ZM143 219V220H142ZM152 219V220H151ZM156 219V220H155ZM160 219V220H159ZM172 219V221H171ZM26 220V221H25ZM31 222H29V221ZM42 220V222H41ZM46 220V221H45ZM49 220V221H48ZM65 220V221H64ZM124 220V221H122ZM35 221V222H34ZM79 221V223H78ZM108 221V223L106 222ZM114 221V222H112ZM128 221V222H127ZM149 223H148V222ZM157 223H156V222ZM46 222V223H45ZM56 222V223H55ZM64 222V225H63ZM83 222V223H82ZM116 222V223H115ZM132 222V224L130 223ZM163 224H162V223ZM28 223V224H27ZM30 223V224H29ZM52 223V224H51ZM59 223V224H58ZM67 223L68 227H66L67 225L65 224ZM70 223V224H68ZM72 223V225H71ZM81 223V224H80ZM112 223V224H111ZM127 223V224H126ZM174 223L177 226V229L175 228V230H172L174 228ZM89 224V225H88ZM97 224V225H96ZM117 224V225H116ZM155 224V225H154ZM24 225V226H23ZM28 225V226H26ZM32 225V227H31ZM46 225V226H45ZM50 225V226H49ZM57 225V226H56ZM74 225V226H73ZM89 227H88V226ZM122 225V228H124V230L122 228H120ZM124 225V226H123ZM131 225V226H129ZM26 226V227H25ZM63 228H62V227ZM79 226V227H78ZM83 226V227H82ZM102 228H101V227ZM149 226V227H148ZM154 226V229H153ZM175 226V227H176ZM184 226V225H183ZM30 231L28 233V231L25 233L24 228H27ZM34 227V229H33ZM73 227V228H72ZM88 227V228H87ZM91 227V229H89ZM96 227V228H95ZM105 227V228H104ZM146 227V228H144ZM157 227V231L155 232ZM160 227V231L159 232V228ZM181 227V228H180ZM58 228V229H57ZM85 228V229H84ZM87 228V229H86ZM127 228V229H126ZM186 228V232L185 229ZM31 229V230H30ZM64 229V230H63ZM68 229V230H67ZM76 229V230H75ZM122 229V230H121ZM154 231H152V230ZM180 229V230H179ZM56 230V231H55ZM80 230V231H79ZM178 230V231H177ZM32 231L35 232V234H32ZM41 231V232H40ZM44 231V232H43ZM46 231V232H45ZM65 231V233H64ZM92 231V232H91ZM97 231V232H96ZM133 231V232H132ZM145 231V232H144ZM67 232V234H66ZM75 232V233H74ZM81 232V233H80ZM89 232V233H88ZM95 232V233H94ZM152 232V233H151ZM182 232H183V236H182ZM28 235V237H26L25 234ZM72 233V234H71ZM180 233V234H179ZM187 233V234H186ZM42 234V235H41ZM54 234V235H53ZM71 234V235H70ZM77 234V235H76ZM92 234V235H91ZM97 236H96V235ZM111 234V235H110ZM146 234V235H145ZM162 234V235H161ZM25 235V236H24ZM30 235V236H29ZM49 235V236H48ZM56 235V236H55ZM68 235V236H67ZM101 235V236H100ZM105 235V236H104ZM150 235V236H149ZM154 237H152V236ZM187 235V236H186ZM74 236V237H73ZM79 236V237H77ZM149 236V238H148ZM156 236V237H155ZM41 238V240H39V238ZM45 237V238H44ZM77 237V238H76ZM87 237V238H86ZM98 237V238H97ZM103 237V238H101ZM107 237V238H105ZM161 237V238H159ZM182 237V238H181ZM55 238V239H54ZM59 238V239H58ZM68 238V240H67ZM73 238V239H71ZM76 238V239H75ZM91 238V239H90ZM109 238V239H108ZM144 238V239H143ZM154 238V239H153ZM179 238V240H178ZM185 238V239H184ZM90 239V241H89ZM101 239V240H100ZM148 239H150L148 241ZM152 239V240H151ZM176 239V238H175ZM47 240V241H46ZM51 240V241H50ZM146 240V242H145ZM154 240V241H153ZM43 241V242H42ZM55 241V242H54ZM61 241V242H60ZM75 241V242H74ZM80 241V242H79ZM144 241V243H143ZM185 241V243H183ZM40 245H39V243ZM49 242V243H47ZM73 242V244H72ZM82 242V243H81ZM91 242V243H90ZM149 242V244H148ZM163 242V243H162ZM76 243V244H75ZM84 243V244H83ZM99 243V244H98ZM104 243V244H103ZM156 243V244H155ZM160 243V244H159ZM186 243H188V245H186ZM83 244V245H82ZM94 244V246H93ZM109 244V245H108ZM160 246H159V245ZM164 244V246L161 248V246ZM182 244V247H181ZM51 247H50V246ZM58 245V246H57ZM78 245V246H77ZM104 245V246H103ZM143 249H142V246ZM147 245V246H146ZM40 246V247H39ZM44 247V248H41ZM47 246V247H46ZM80 250H78L76 247ZM91 246V247H90ZM153 246V247H152ZM177 246V247H178ZM186 246V247H185ZM72 247V248H71ZM87 247V248H86ZM97 247V249H96ZM104 247V248H103ZM150 249H149V248ZM156 250H155V248ZM185 247V248H184ZM41 248V249H40ZM48 248V249H47ZM52 248V249H51ZM61 248V249H60ZM64 248V249H63ZM69 248V249H68ZM84 248V249H83ZM90 248V249H89ZM107 248V249H106ZM146 248V249H145ZM55 249V251L53 250ZM59 251H58V250ZM67 249V251H66ZM74 249V250H73ZM111 249V250H110ZM145 249V251H144ZM159 249V250H158ZM187 249V250H185ZM190 249V250H189ZM42 250V251H41ZM51 250V251H50ZM88 250V251H87ZM90 250V251H89ZM97 250V251H96ZM106 250V252H105ZM149 250V251H148ZM158 250V251H157ZM61 251V252H60ZM63 251V252H62ZM104 251V252H103ZM108 251V252H107ZM128 251V252H127ZM152 251V252H151ZM162 251V252H161ZM187 251V252H186ZM46 254H44V253ZM147 252V253H145ZM42 253V254H41ZM64 253V254H63ZM68 253V254H67ZM94 253V254H93ZM108 253V254H107ZM112 255H111V254ZM164 253V254H163ZM167 255H166V254ZM70 254V255H69ZM76 254V257H75ZM84 254V255H83ZM99 254V255H97ZM106 254V255H105ZM147 254V255H145ZM183 254V255H182ZM190 254V255H189ZM44 255V256H42ZM65 255V256H64ZM89 255V256H88ZM94 255V256H93ZM103 255V256H102ZM160 255V257H159ZM163 255V256H162ZM185 255V256H184ZM229 255V253H228ZM227 255V258L230 260L228 261L229 264H235L237 263L236 259L234 261L233 258H229ZM231 255V254H230ZM68 256V257H67ZM80 256V257H79ZM82 256V257H81ZM93 256V257H92ZM99 256V257H98ZM167 256V257H166ZM187 256V257H186ZM45 257V258H44ZM59 257V259H58ZM61 257V258H60ZM71 257V258H70ZM75 257V258H74ZM90 257V258H89ZM148 257L150 259H148ZM164 257L166 258L164 259ZM190 257V258H189ZM192 257V258H191ZM221 257V256H220ZM218 256V259H216V264H221L222 261V257L220 258ZM54 258V259H53ZM68 258V259H67ZM84 258V259H83ZM95 258V259H94ZM63 259V260H62ZM112 259V260H111ZM116 259V260H114ZM164 259V260H163ZM194 259V260H193ZM47 260V261H46ZM58 260V261H57ZM61 260V261H60ZM69 260V261H68ZM82 260V261H81ZM88 260V262H87ZM99 260V261H98ZM158 260V261H157ZM172 260V261H171ZM1 261V260H0ZM51 261V262H50ZM55 261H57V263H55ZM67 261V262H66ZM79 263H78V262ZM81 261V262H80ZM90 261V262H89ZM95 261L97 263H95ZM109 261V262H108ZM132 261V262H131ZM151 261V262H150ZM158 263H157V262ZM190 261V262H189ZM194 261V262H191ZM220 261V263H219ZM85 262V263H84ZM94 262V263H93ZM161 262V263H160ZM164 262V263H163ZM231 262V263H230ZM40 262H38L39 264ZM174 263V264H175ZM1 264V262H0ZM41 264V263H40Z\"/></svg>",
  "mask_w": 264,
  "mask_h": 264
},
{
  "label": "bare ground",
  "instance_id": "bare-ground-1",
  "mask_svg": "<svg viewBox=\"0 0 264 264\" xmlns=\"http://www.w3.org/2000/svg\"><path fill=\"white\" fill-rule=\"evenodd\" d=\"M1 1V0H0ZM5 1V0H4ZM24 1V0H23ZM32 1V0H31ZM50 1V0H49ZM52 3L54 0H51ZM62 1V0H61ZM69 1V0H68ZM77 1V0H76ZM80 1V0H79ZM83 1V0H82ZM108 1V0H107ZM106 0H91L89 2H91L92 4V7H89V8H92V11H93V16H92V20H93V28H92V31L94 33V36L96 35L95 39H97L99 42H100V39L102 36H107V42L106 45L108 46L109 45V49L111 50V52L108 55L109 57V62L107 60V62L110 64V65H107L109 67V71L111 72V75L112 77L109 76V71H108V75L106 74H103L102 72V75H104L105 77H110V79H108V87H107V83L104 87V89L102 88V90H108L107 92V95H106V98L104 96L105 99H103V102H102V98H98V100H100L101 103H99L100 107L99 109L101 108V113L99 111V117H100V121L104 124V125H108L110 128L107 127V129H111L109 130V132L107 133H110L111 131L113 133L115 132H118L117 129H118V126L119 124L123 121V122H128V117H127V114L128 112H130V121L131 122L129 125L130 127L132 125H135L137 129H139V127H143L144 124L143 123H147L148 121H146V119H149L150 118V115L152 112H156V113H159L158 111V106L157 105V102L156 100L154 99L153 97V90L156 89L155 87H158V85L161 87L162 91L164 90L165 91V94H164V105H165V109H164V113H163V135H162V143H161V153L160 156L163 161L167 162V165H168V169H170L172 171V174L175 175V165H179L177 166L176 168H180L178 171L180 172V175H179V178L181 180V182L184 184V186L187 185V183L189 184L190 186V189H191V196L189 198V200L187 201V203H183L184 205L182 206L181 211L180 212V219H179V223H180V226L182 225V227H186L187 228V231H189L188 233V237H190L189 239V242H191L190 244L192 245L193 249H194V252L192 251V254L194 253L195 254V258L198 259V262L197 264H216V259H218V256L222 259V263L221 264H229L228 261H230L228 258H227V255L229 258H233L234 261L236 259L237 263L235 264H239L238 262V259L236 256L233 255V253H231L230 251H227L225 250L224 248H222L221 246H219L214 237H213V234L211 232V229L208 225V220H209V216L210 214L217 208H220V207H229V206H233L237 203H245L247 202L249 199H261V200H264V186H261V187H258V185L255 183L253 185L252 181L249 182V183H245V182H242L241 180V183L239 182V180L237 179V177H235V173H237L236 169H234V162L232 161L233 160V157L229 158L227 156V145L228 144V140L229 139V136L232 135L236 130H238V119L239 117L244 114L242 112H239V110H237L235 108L236 106V103L240 100H243L244 98V94L243 92L241 91L243 88H244V85H246L245 88L247 89H250L251 92L254 94H256L257 92V89H262L263 86H264V0H117L119 1L118 3L121 5L119 8H112L113 5L112 3L109 4ZM112 0H110L111 2ZM116 1V4L114 7H118L119 5H117ZM26 2V1H25ZM34 2V1H33ZM38 4L36 5H39V2L40 0H37ZM47 2V1H46ZM55 2H58V0ZM63 2V1H62ZM61 2V3H62ZM67 2V1H65ZM9 3V2H7ZM20 3V2H19ZM23 3V2H21ZM20 3V4H21ZM27 3V2H26ZM29 3V2H28ZM45 3V1H44ZM48 3V2H47ZM50 3V2H49ZM61 3H59L60 5H62ZM73 3V1H72ZM77 3V2H76ZM80 3V2H79ZM83 3V2H82ZM87 2H85L86 4ZM43 4V2H42ZM58 4V5H59ZM70 4V3H69ZM112 5V7H110ZM2 5V4H1ZM35 5V7H36ZM56 5V3L54 4ZM74 5V3H73ZM84 4H82L81 6H83ZM117 5V6H116ZM14 6V5H13ZM25 6V5H24ZM27 6V5H26ZM31 6V5H30ZM50 6V5H49ZM53 6V4H52ZM66 6L68 7V5L66 4ZM75 6V5H74ZM80 6V7H81ZM89 6V5H87ZM85 5V7H87ZM7 7V6H6ZM5 7V8H6ZM10 7V6H9ZM29 7V6H28ZM46 7V6H45ZM51 7V6H50ZM58 8H60L59 6H57ZM65 7V6H63ZM62 7V8H63ZM79 7V5H78ZM126 7V9L124 10V8ZM22 8V7H21ZM56 8V6H55ZM76 8V7H75ZM88 8V9H89ZM9 9V8H8ZM31 9L32 6H31ZM39 9V8H38ZM44 8H42L41 6V2H40V13L43 14ZM51 9V8H50ZM61 9V8H60ZM69 9V8H68ZM71 9V8H70ZM83 9V8H82ZM87 9V10H88ZM28 10V9H27ZM54 10V8H53ZM51 10V11H53ZM58 10V9H57ZM77 10V9H76ZM85 10V9H83ZM86 10V11H87ZM123 10V11H122ZM8 11V10H7ZM17 11V10H16ZM20 11V10H19ZM31 11V10H30ZM35 11V10H34ZM37 11V10H36ZM56 11V10H55ZM79 11V9H78ZM91 11V10H90ZM91 11V12H92ZM6 12V11H5ZM24 12V10L22 11ZM50 12V11H48ZM70 12V11H69ZM74 12V10H73ZM72 12V13H73ZM84 12V11H83ZM119 12H123V14L119 15ZM2 13V12H1ZM0 13V14H1ZM4 13V11H3ZM10 13V12H9ZM12 13V12H11ZM38 13V11H37ZM47 13V12H46ZM59 13V12H58ZM71 13V12H70ZM71 13V14H72ZM76 13H78L76 11ZM82 13V12H81ZM89 13V11H88ZM23 14V13H22ZM35 14V13H33ZM39 14V13H38ZM41 14L37 15V16H40ZM53 15H55L53 12H52ZM57 14V13H56ZM83 14V13H82ZM14 15V14H13ZM29 15V14H28ZM31 15V14H30ZM62 15V14H60ZM67 15V14H65ZM63 15V16H65ZM1 16V15H0ZM26 16V15H25ZM24 16V17H25ZM36 16V17H37ZM44 16V15H43ZM41 15V18L43 17ZM56 16V15H55ZM59 16V14H58ZM72 16V15H71ZM88 16V15H87ZM90 16H91V13H90ZM3 17V16H2ZM12 17V16H11ZM10 17V18H11ZM33 17V16H32ZM46 17V15H45ZM51 16L49 15V18ZM70 17V16H69ZM74 17V16H72ZM82 17V16H80ZM20 18V17H19ZM29 18V17H28ZM27 18V19H28ZM62 18V17H61ZM67 18H68V15H67ZM118 18V20L121 22V24H125L126 25V30L127 32L129 33V35L131 34V37L133 36L134 38H138V40L141 41H138V43L136 42V45L138 44V49L137 51H139L138 53L136 54H139V59L138 61L137 60H134L135 58L132 59V61L130 59H124V57H122V53H123V45L122 43H117V41H115V39H113L114 36L111 35V26H113V23L115 22V20ZM7 19V18H6ZM15 19V18H14ZM26 19V17H25ZM33 19V18H32ZM46 19V18H45ZM54 19V18H53ZM64 19V18H63ZM66 19V18H65ZM69 19V18H68ZM76 19V17H75ZM82 19V18H81ZM90 19V18H89ZM2 19H0L1 21ZM12 20H13V17H12ZM38 20V19H37ZM50 20V19H49ZM55 20V19H54ZM59 20V19H58ZM61 20V19H60ZM22 21V20H21ZM25 21V20H24ZM52 21V19H51ZM62 21V20H61ZM65 21V20H64ZM76 21V20H75ZM78 21V20H77ZM82 21V20H80ZM11 22V21H10ZM13 22V21H12ZM16 22V21H15ZM14 22V23H15ZM28 22V21H27ZM41 22V21H40ZM44 22H46L44 20ZM7 23V20L6 22L4 23V20H3V24H6ZM51 23V22H50ZM56 23V22H55ZM60 23V21H59ZM66 23V22H65ZM78 23V22H77ZM80 23V22H79ZM85 23V22H84ZM9 24V23H8ZM18 24V23H17ZM27 23H25L26 25ZM34 24V23H33ZM32 24V25H33ZM41 24V23H40ZM39 24V25H40ZM49 24V21L48 23ZM58 24V23H57ZM67 24V23H66ZM74 24V23H73ZM13 26V24H11ZM38 25V26H39ZM60 25L62 26V23H60ZM81 25V23H80ZM91 25V23H90ZM21 26V25H20ZM35 26V25H34ZM37 26V27H38ZM50 26V25H47V27ZM77 26V24H76ZM91 26V27H92ZM115 26V25H114ZM122 26V25H121ZM11 27V26H10ZM29 27V26H28ZM55 27V25H54ZM59 27V26H58ZM66 27V25H65ZM68 27V25H67ZM81 27V26H80ZM125 27V26H124ZM32 28V27H31ZM50 28V27H49ZM77 28V27H76ZM87 28V27H86ZM15 29V27H14ZM35 29V28H34ZM33 29V30H34ZM38 29V28H37ZM41 29V28H40ZM47 29V28H46ZM44 29V30H46ZM52 29V28H51ZM55 29V28H54ZM60 29V28H59ZM58 29V30H59ZM66 29V28H65ZM70 29V28H69ZM73 29V28H72ZM114 29V28H112ZM119 29V28H118ZM117 29V30H118ZM123 29V28H122ZM124 29V30H125ZM11 30V29H10ZM21 30V28H20ZM32 30V29H31ZM31 30H28V31H31ZM71 30V29H70ZM75 30V28H74ZM89 30V29H88ZM121 30V29H120ZM119 30V31H120ZM22 31V30H21ZM49 31V30H48ZM52 31V30H50ZM68 31V30H67ZM77 31V30H75ZM14 32V30H13ZM18 32V31H17ZM26 32V31H25ZM33 32V31H32ZM35 32V31H34ZM40 32V30H39ZM44 32V31H43ZM46 32V31H45ZM56 32V30H55ZM74 32V31H73ZM84 32V31H83ZM15 33V32H14ZM30 33V32H29ZM48 33V32H47ZM63 33V32H61ZM64 33H65V30H64ZM77 33V32H76ZM74 32V34H76ZM21 34V33H20ZM24 34V33H23ZM22 34V36L24 37V35ZM37 34V33H36ZM41 34V33H40ZM46 34V33H45ZM51 34V32H50ZM57 34V32H56ZM70 33H68L69 35ZM72 34V33H71ZM118 35V33H116ZM126 34V32H125ZM10 35V34H9ZM39 35V34H38ZM38 35H36V37H38ZM58 35V34H57ZM57 35H55L57 37ZM77 35V34H76ZM121 35V33H120ZM18 36V35H16ZM52 37L54 35H51ZM64 36V35H63ZM73 36V34H72ZM92 36V35H91ZM112 36V38H110ZM127 36V35H126ZM41 37V36H40ZM43 37V36H42ZM49 37V36H48ZM48 37L47 40L49 39ZM60 37V36H59ZM71 37V36H70ZM69 37V38H70ZM119 37V36H118ZM8 38V37H7ZM17 38V37H16ZM16 38L14 41H16ZM26 39V37H24ZM44 38V37H43ZM42 38V39H43ZM58 38V37H57ZM56 38V39H57ZM61 38V37H60ZM91 38V37H90ZM106 38V37H105ZM132 38V39H134ZM135 38V39H136ZM21 39V38H20ZM33 39V38H32ZM41 38L39 40H42ZM63 39V38H62ZM62 39H60L62 41ZM77 39V37H76ZM94 40V38H92ZM91 39V41H92ZM8 42H9V39H7ZM6 40V41H7ZM18 40V39H17ZM29 40V39H28ZM46 40V39H45ZM58 40V39H57ZM66 40V39H65ZM87 40V39H86ZM122 40V39H121ZM125 40V39H124ZM130 40V39H129ZM128 40V41H129ZM77 41V40H75ZM104 42V40H102ZM134 41V40H132ZM45 42V41H44ZM66 42V41H65ZM64 42V43H65ZM69 42V41H68ZM85 42V41H84ZM83 42V43H84ZM87 42V41H86ZM120 42V41H119ZM13 43V42H12ZM31 43V41L29 42ZM33 43V42H32ZM36 43V41H35ZM43 43V42H42ZM59 43V42H58ZM62 43V42H61ZM60 43V44H61ZM82 43V42H81ZM90 43V42H89ZM88 43V44H89ZM127 43V42H126ZM10 44V43H9ZM20 44V43H19ZM22 44V43H21ZM20 44V45H21ZM41 44V43H40ZM44 44V43H43ZM59 44V45H60ZM91 44V43H90ZM97 44V43H96ZM101 44V43H100ZM129 44V42L127 43ZM141 44V45H140ZM54 45V44H53ZM63 46V44H61ZM68 45V44H67ZM78 45V44H77ZM92 45V44H91ZM91 45H89V47H91ZM94 45V44H93ZM105 45V44H104ZM126 45V44H125ZM131 45V43H130ZM135 45V44H134ZM7 46V45H6ZM52 46V45H51ZM66 46V45H64ZM73 46V45H71ZM96 46V45H95ZM101 46V45H100ZM133 46V44H132ZM27 47V46H26ZM25 47V48H26ZM30 47V46H29ZM33 47V46H32ZM37 48V46H35ZM79 47V46H78ZM106 47V46H105ZM125 47V46H124ZM11 48V47H10ZM24 48V47H23ZM39 48V47H38ZM51 48V47H50ZM62 48V47H61ZM66 48V47H65ZM102 48V47H101ZM134 48V47H132ZM131 48V49H132ZM137 48V46L135 47ZM134 48V49H135ZM13 49V48H12ZM19 48L17 47V50ZM32 49V48H31ZM40 49V48H39ZM41 49H42V45H41ZM40 49V50H41ZM59 49V48H57ZM70 49V48H69ZM80 49V48H79ZM78 49V50H79ZM90 49V48H89ZM108 49V48H107ZM9 50V49H8ZM51 50V49H49ZM68 50V49H67ZM85 50V49H84ZM94 50V49H93ZM4 51V50H3ZM15 51V50H14ZM55 51V50H54ZM57 51V50H56ZM62 51V50H61ZM82 51V50H80ZM99 51H100V48H99ZM109 51V50H108ZM125 51V50H124ZM136 51V50H135ZM17 52V51H16ZM25 52H26V49H25ZM32 52V51H31ZM35 52V50L33 51ZM32 52V54H33ZM70 52V51H69ZM93 52H96V51H93ZM105 52V51H104ZM10 53V51H9ZM41 53V52H39ZM56 53V52H55ZM65 53V51L63 52ZM73 52H71L70 54H72ZM77 53V52H76ZM84 53V52H83ZM82 53V54H83ZM88 53V52H87ZM86 53V54H87ZM98 53V52H97ZM107 53V52H105ZM200 53V54H199ZM19 54V53H18ZM43 53H41L42 55ZM66 54H67V51H66ZM79 53H77L78 55ZM100 54V53H99ZM102 54V53H101ZM104 54V53H103ZM133 54V52H132ZM2 55V54H0ZM38 55V54H37ZM60 55V54H59ZM76 55V54H75ZM80 55V54H79ZM107 55H104V56H107ZM127 55V54H126ZM3 56V55H2ZM1 56V58H2ZM11 56V55H10ZM18 56V55H17ZM21 56V55H20ZM24 56V55H23ZM30 56V55H29ZM67 56V55H66ZM83 56V55H81ZM85 56V55H84ZM125 56V55H124ZM33 56L31 55V58ZM36 57V55H35ZM34 57V58H35ZM44 57V55H43ZM52 57V56H51ZM54 57V56H53ZM62 57V56H61ZM70 57V56H68ZM80 57V56H79ZM78 57V58H79ZM86 57V56H85ZM83 57V58H85ZM103 57V56H102ZM4 58V57H3ZM13 58V57H11ZM15 58V57H14ZM18 58V57H17ZM26 58V57H25ZM33 58V59H34ZM38 58V57H37ZM63 58V57H62ZM65 58V57H64ZM77 58V60H78ZM88 58H90L88 56ZM104 58V57H103ZM137 58V57H136ZM16 59V58H15ZM21 59V58H20ZM40 59V57H39ZM58 59V58H57ZM82 59V58H81ZM1 60V59H0ZM6 60V59H5ZM9 60V59H8ZM27 60V59H26ZM25 60V61H26ZM32 60V59H31ZM42 60V59H41ZM67 60V59H66ZM76 60V58H75ZM76 60V62H77ZM80 60V58H79ZM84 60V59H83ZM88 59L86 58V61ZM127 60V62H126ZM133 62V63H130V61ZM2 61V60H1ZM37 61V59H36ZM46 61V60H45ZM48 61V60H47ZM56 61V60H55ZM58 61V60H57ZM73 61V60H71ZM81 61V60H80ZM79 61V63H80ZM85 61V62H86ZM89 61V60H88ZM93 61V60H92ZM4 62V61H3ZM2 62V63H3ZM8 62V61H7ZM16 62V61H15ZM24 62V60H23ZM33 62V61H32ZM35 62V61H34ZM39 62V60H38ZM43 62V61H42ZM49 62L52 63V61L50 60ZM65 62V61H64ZM74 62V61H73ZM96 62V60H95ZM45 65H46V62H44ZM48 63V62H47ZM57 63V62H56ZM92 63V62H91ZM97 63V62H96ZM99 63V62H98ZM1 64V62H0ZM8 64V63H7ZM14 64V63H13ZM16 64V63H15ZM21 64V63H20ZM25 64V63H24ZM32 64H35V63H32ZM41 64V63H39ZM73 64V63H72ZM95 64V63H94ZM2 65V64H1ZM54 65V64H53ZM76 65V64H75ZM81 65V64H80ZM84 65V63H83ZM87 65V64H86ZM89 65H91L89 63ZM103 65V64H102ZM22 66V65H21ZM25 66V65H24ZM32 66V65H31ZM43 66V65H41ZM57 66V65H56ZM62 66V64H61ZM97 66V65H96ZM2 66H0L1 68ZM6 67V66H5ZM5 67H4V70H5ZM17 67V66H16ZM44 67V66H43ZM46 67V66H45ZM59 67V66H58ZM63 67V66H62ZM60 67V68H62ZM77 68V66H75ZM82 67V66H81ZM79 67V68H81ZM84 67V66H83ZM86 67V66H85ZM88 67V66H87ZM86 67V68H87ZM101 67V66H100ZM11 69V67H8ZM41 68V67H39ZM54 68V67H53ZM64 68V67H63ZM90 68V66L88 67ZM104 68V67H103ZM25 69V68H24ZM23 69V70H24ZM52 69V68H50ZM56 69V68H54ZM71 69V68H70ZM74 69V68H73ZM92 69V67H91ZM96 69V68H95ZM98 69V68H97ZM104 69H107L106 66ZM2 70V69H0ZM7 70V69H6ZM9 70V69H8ZM31 70V69H30ZM33 70V69H32ZM39 70V69H38ZM43 70H45V68H43ZM58 70V68H57ZM66 70V69H65ZM69 70V68H68ZM80 70V69H78ZM77 70V72H78ZM87 70V69H85ZM94 70V69H93ZM11 71V70H10ZM21 71V70H20ZM29 71V70H28ZM36 71V70H35ZM62 71V70H61ZM81 71V70H80ZM88 71V70H87ZM7 72V71H5ZM24 72V71H23ZM26 72V71H25ZM24 72V73H25ZM51 72V71H50ZM57 72V71H56ZM59 72H60V69H59ZM100 72V71H99ZM40 73V71H39ZM46 73V72H45ZM48 73V72H47ZM53 73V72H52ZM88 73V72H87ZM95 73V71H94ZM11 74V73H9ZM13 74V73H12ZM22 74V73H21ZM35 74V73H34ZM49 74V73H48ZM56 74V73H55ZM61 74V73H60ZM67 74V72H66ZM73 74V73H72ZM91 74V73H90ZM23 75V74H22ZM45 75V74H43ZM47 75V74H46ZM69 75V74H67ZM79 75V74H78ZM77 75V76H78ZM85 75H88V74H85ZM92 75V74H91ZM96 75V74H95ZM6 76V75H5ZM21 76V75H20ZM26 76V75H25ZM62 76V75H61ZM90 76V75H89ZM101 76V75H100ZM24 77V76H22ZM43 77V76H42ZM53 77V76H52ZM70 77V76H69ZM68 77V78H69ZM73 77V76H72ZM88 77V76H87ZM95 77V76H94ZM102 78V80L105 82L106 78ZM12 78V77H11ZM20 78V77H19ZM27 78V77H26ZM25 78V79H26ZM48 78V77H47ZM59 78V77H58ZM77 78V77H75ZM83 78V77H82ZM78 79L79 80H82ZM91 78V77H90ZM96 78V77H95ZM5 79V77H4ZM3 79V80H4ZM7 79H10V78H7ZM28 79V78H27ZM38 78H36L37 80ZM88 79V78H86ZM85 79V80H86ZM2 80V81H3ZM12 80V79H11ZM16 80V79H15ZM35 80V79H33ZM42 80V79H41ZM59 80V79H58ZM71 80V78H70ZM84 80V81H85ZM88 83L90 82V79H88ZM96 81V79H94ZM93 80V81H94ZM101 80V82H102ZM30 81V79H29ZM61 81V79H60ZM59 81V82H60ZM65 81V79H64ZM77 81V80H76ZM93 81L91 83H93ZM94 81V82H95ZM99 81V80H98ZM182 81H184V84L183 86L181 85ZM211 81V82H210ZM1 82V81H0ZM7 82V81H5ZM33 82V81H32ZM47 82V81H46ZM107 82V81H106ZM212 84H215L216 85V88L217 92H219L218 95H220L218 98L216 96L213 95V98L215 101V99H218L216 100L215 102H218V104L216 103V105L214 106L213 103L215 102H212L211 105H213L214 107V119L216 121V128H215V132H214V135L213 137L211 138V145L208 146L207 143H204L206 142L205 139L203 141V138L205 137V134L207 133H204L205 130L203 131V127H201L200 129V121L202 118H204V115H203V112L202 110L201 111H197L199 110V107L198 106V103H195L197 99L195 93H192V88H195L194 85H191V84H197L200 86V87H203V91H206L208 90L210 83ZM40 83V82H39ZM43 83V82H42ZM53 83V82H51ZM87 83V85H88ZM111 83V84H110ZM207 83L209 84L207 86ZM16 84V83H15ZM22 84V83H21ZM27 84V83H26ZM44 84V83H43ZM65 84V83H64ZM63 84V85H64ZM71 84V83H70ZM78 84V83H77ZM83 84V82L81 83ZM85 84V83H84ZM98 84V83H97ZM105 84V83H104ZM36 85V84H35ZM59 85V84H58ZM74 85V84H73ZM71 85V86H73ZM4 86V84H3ZM39 86V85H38ZM42 86V85H41ZM67 86V85H66ZM70 86V87H71ZM78 86V85H77ZM91 86V85H90ZM96 86V85H95ZM185 86V87H184ZM194 86V87H193ZM8 87V86H7ZM21 87V86H20ZM34 87V86H33ZM62 87V86H61ZM76 87V86H75ZM73 87V88H75ZM80 87V86H79ZM87 87V86H86ZM100 87V85L98 86ZM212 87H215V86H212ZM15 88V87H14ZM45 88V87H44ZM51 88V87H50ZM65 88V87H64ZM82 88V87H81ZM85 88V87H84ZM91 88V87H90ZM97 88V87H95ZM188 88L192 91L189 90L188 91ZM1 89V88H0ZM17 89V88H16ZM58 89V88H57ZM94 89V88H93ZM92 89V90H93ZM183 89V90H181ZM20 90V89H18ZM23 90V89H22ZM55 90V89H54ZM60 90V88L58 89ZM57 90V91H58ZM63 90V89H62ZM65 90V89H64ZM75 90V89H74ZM81 90V89H80ZM90 90V92L92 91ZM97 90V89H95ZM159 90V89H158ZM177 90H181L183 91V93L180 91L181 96H184V101H185V105L190 109V110H196V108L194 107L195 105L197 106V110L194 112L193 110V113H192V116L195 117V124H191L189 125L188 127H185V129H180L179 128V125L177 127L176 125V122L178 121H174L172 122L171 119H170V112H171V108H172V105L175 101V97H176V94L175 92ZM263 90V89H262ZM17 91V90H16ZM32 91V90H31ZM47 91V90H46ZM57 91H54V92H57ZM71 91V90H70ZM73 91V90H72ZM82 91V90H81ZM98 91V90H97ZM202 91V90H201ZM209 91V90H208ZM2 92V91H1ZM5 92V91H4ZM15 92V91H14ZM44 92V91H43ZM52 92V91H51ZM50 92V93H51ZM67 93V91H65ZM84 92V91H83ZM102 92V91H101ZM178 92V91H177ZM194 92H195V89H194ZM3 93V92H2ZM13 93V92H11ZM20 93V92H19ZM31 93V92H30ZM39 93V92H38ZM47 93V92H46ZM45 93V94H46ZM59 93V92H58ZM65 93V95H66ZM74 93V92H73ZM88 93V92H87ZM98 93V92H96ZM100 93V92H99ZM104 93V91H103ZM160 93V92H159ZM211 93V92H210ZM5 94V93H3ZM17 94V93H16ZM48 94V93H47ZM53 94V93H52ZM72 94V93H71ZM81 94V93H80ZM95 94V92H94ZM163 94V92H162ZM161 94V95H162ZM193 94H194V97H193ZM32 95V93H31ZM29 95V96H31ZM34 95V94H33ZM44 95V94H43ZM68 95V94H67ZM74 95V94H73ZM82 95V94H81ZM93 95V94H92ZM198 95V94H197ZM217 95V94H216ZM257 95V94H256ZM2 96V95H1ZM14 96V95H13ZM36 96V95H35ZM75 96V95H74ZM90 96V95H89ZM94 96V95H93ZM97 96V94H96ZM247 96V95H246ZM19 97V96H18ZM21 97V96H20ZM24 97V95H23ZM36 97H39V96H36ZM44 97V96H43ZM49 97V96H48ZM52 97V96H51ZM59 97V96H58ZM69 97V96H68ZM66 96V98H68ZM78 97V96H77ZM87 97V96H86ZM95 97V96H94ZM210 97V96H209ZM259 97L261 98V96L259 95ZM4 99V96L2 97ZM8 99H10L9 97H7ZM25 98V97H24ZM28 98V97H27ZM50 98V97H49ZM70 98V97H69ZM79 98V97H78ZM77 98V100H78ZM206 98V97H205ZM212 96H211V99H213ZM254 98V97H253ZM252 98V99H253ZM6 99V98H5ZM36 99V98H34ZM52 99V98H51ZM50 99V101H51ZM62 99V98H60ZM71 99V98H70ZM87 99V98H86ZM257 99V98H256ZM65 100V99H64ZM81 100V99H80ZM97 100V101H98ZM155 100V102H154ZM196 100V101H195ZM255 102V99H253ZM2 101V100H1ZM8 101V100H7ZM5 100V102H7ZM11 101V100H10ZM9 101V102H10ZM16 101V100H15ZM29 101V100H28ZM38 101V100H37ZM49 101V100H48ZM49 101V102H50ZM59 101V100H57ZM71 103L73 100H70ZM95 101V100H94ZM96 101V102H97ZM161 101V100H160ZM180 101V100H179ZM183 101V102H184ZM208 101V100H207ZM251 101V100H250ZM258 101H261V99H259ZM76 102V101H75ZM181 102V101H180ZM249 102V101H248ZM247 102V103H248ZM252 102V104H253ZM14 102H12L13 104ZM18 103V102H17ZM27 103V102H26ZM30 103V102H29ZM28 103V104H29ZM35 103H38V102H35ZM42 103V102H41ZM53 103V102H52ZM56 103V102H54ZM59 103V102H58ZM66 103V102H64ZM70 103V105H72ZM78 103V102H77ZM161 103V102H160ZM195 103V104H194ZM251 103V102H250ZM3 104V102H2ZM10 104V105H12ZM20 104V103H19ZM63 104V103H62ZM74 104V103H73ZM86 104V103H85ZM96 104V103H95ZM194 104V106H193ZM240 104V103H238ZM9 105V104H8ZM38 105V104H37ZM48 105V104H47ZM52 105V104H51ZM69 105V104H68ZM89 105V104H88ZM163 105V106H164ZM180 105V103H179ZM183 105V104H182ZM200 105V104H199ZM210 105V103H209ZM219 105V106H217ZM244 105V104H243ZM6 106V105H5ZM20 106L22 107V105L20 104ZM32 106V105H31ZM44 106V105H43ZM49 106V105H48ZM56 106V105H55ZM73 106V105H72ZM79 106V105H77ZM76 106V108H77ZM185 106V107H186ZM193 106V107H192ZM247 106V105H245ZM243 106V107H245ZM255 106V104H254ZM4 107V106H3ZM9 107V106H8ZM16 107V106H15ZM14 107V108H15ZM38 107V106H37ZM36 107V109H37ZM45 107V106H44ZM62 107V105H61ZM68 107V106H67ZM75 107V106H73ZM81 107V106H80ZM90 107V106H89ZM95 107H98L97 105H95ZM206 107V106H205ZM237 107V106H236ZM10 108V107H9ZM24 108V106H23ZM26 108V107H25ZM64 108V106H63ZM70 108V107H69ZM202 108V106H201ZM204 108V107H203ZM202 108V109H203ZM250 108V107H249ZM252 108V107H251ZM250 108V109H251ZM259 107L256 108V110L258 109ZM19 109V108H18ZM17 109V110H18ZM55 109V108H54ZM61 109V108H60ZM68 109V108H66ZM75 109V108H74ZM96 109V108H95ZM175 109V108H174ZM179 109V108H178ZM186 109V108H185ZM255 109V107H254ZM8 110V109H6ZM14 110V109H13ZM26 110L28 111V109L26 108ZM34 110V109H33ZM42 110V109H41ZM48 110V108H47ZM78 110V109H77ZM76 110V112H77ZM84 110V108H83ZM122 113V118L120 119L121 121H119V119H116L115 116H116V113ZM151 110V111H150ZM181 110V109H180ZM244 110V109H243ZM255 110V111H256ZM259 110V109H258ZM263 110V109H262ZM12 111V110H10ZM20 111V110H19ZM22 111V110H21ZM20 111V112H21ZM32 111V109H31ZM34 111H37V110H34ZM40 111V109H39ZM54 111V110H53ZM56 111V110H55ZM54 111V112H55ZM58 111V109H57ZM82 111V110H81ZM97 111V109H96ZM116 111V113H114ZM182 111V110H181ZM189 111V110H187ZM209 111V110H208ZM245 111V110H244ZM252 111V110H251ZM254 111V112H255ZM7 112V111H6ZM13 112V111H12ZM16 112V111H15ZM18 112V111H17ZM63 112V111H62ZM60 112V113H62ZM69 112V111H68ZM75 112V111H73ZM151 112V113H150ZM177 112V111H176ZM185 112V111H184ZM250 111H247V115L249 116H252V113ZM253 112V111H252ZM259 112V111H258ZM23 113V112H22ZM27 113V112H26ZM48 113V112H47ZM67 113V112H66ZM70 113V112H69ZM81 113V112H80ZM113 113L115 114L114 115V118H113ZM186 113V112H185ZM14 114V113H13ZM17 114V113H16ZM19 114V112H18ZM36 114V113H34ZM50 114V113H49ZM53 114V113H52ZM50 114V115H52ZM75 114V113H74ZM93 116H94V113H92ZM176 115V113H174ZM191 114V113H190ZM205 114V113H204ZM256 114H257V111H256ZM255 114V115H256ZM259 114V113H258ZM264 114V113H263ZM11 115V114H10ZM38 115V114H37ZM40 115V113H39ZM72 115V114H71ZM80 115V114H79ZM119 115V114H118ZM149 115V116H148ZM153 115V114H152ZM160 115V114H159ZM162 115V114H161ZM180 115V113H179ZM3 116V115H2ZM20 117H22L20 114H19ZM24 116V115H23ZM84 116V114L82 115ZM86 116V114H85ZM97 116V115H95ZM94 116V117H95ZM149 117V118H146V117ZM174 116V115H173ZM243 116V115H242ZM248 116V117H249ZM254 116V115H253ZM9 117V116H8ZM38 117V116H36ZM75 117V116H73ZM92 117V116H91ZM97 117V118H99ZM117 117V116H116ZM154 117V116H153ZM209 117V116H208ZM224 117L226 118V124H224L223 126V119ZM256 117V116H254ZM263 117V116H262ZM17 118V117H16ZM57 118V116H56ZM64 118V117H63ZM87 118V116H86ZM93 118V117H92ZM96 118V119H97ZM162 118V117H161ZM172 118V117H171ZM261 117H259L260 119ZM2 121V118H0ZM6 119V117H5ZM13 119V117H12ZM11 119V120H12ZM24 119V118H23ZM21 119V120H23ZM43 119V118H42ZM68 119V118H67ZM66 119V121H68ZM89 119V117H88ZM91 119V118H90ZM246 119V118H245ZM254 119V118H253ZM252 119V120H253ZM255 119H258V115H257V118ZM254 119V121H255ZM34 120V119H33ZM53 120V119H52ZM73 120V119H72ZM92 120V119H91ZM114 120H118V122H115ZM145 120V122H143ZM183 120V119H182ZM189 120H190V116H189ZM204 120V119H203ZM202 120V121H203ZM241 120H243L241 118ZM14 121V119H13ZM20 121V120H19ZM39 121H43V120H39ZM38 121V122H39ZM49 121V120H48ZM51 121V120H50ZM59 121V119H58ZM63 121V120H61ZM60 121V122H61ZM65 121V123H66ZM70 121V119H69ZM77 121V120H76ZM79 121V120H78ZM77 121V123H78ZM85 121V120H84ZM98 122V120H95ZM158 121V120H157ZM192 121V120H191ZM249 121V120H248ZM262 121V120H261ZM260 121V122H261ZM9 122V121H8ZM7 122V123H8ZM12 122V121H11ZM15 122V121H14ZM25 122V120H24ZM32 122V121H31ZM47 122V121H45ZM91 123V121H89ZM96 122V124H97ZM153 123L155 122L154 120L152 121ZM162 122V120H161ZM190 122V121H189ZM241 122V121H240ZM244 122V121H243ZM242 122V123H243ZM27 123V122H26ZM24 123V124H26ZM29 123V122H28ZM37 123V122H35ZM40 123V122H39ZM38 123V124H39ZM63 123V122H62ZM71 123V121H70ZM87 123V121H86ZM99 123V122H98ZM145 123V124H146ZM184 123V122H183ZM209 123V122H208ZM250 123V122H249ZM256 123V122H255ZM259 123V122H258ZM263 123V122H262ZM3 124V123H2ZM14 124V123H13ZM42 124V123H41ZM82 124V123H80ZM122 125H125L123 123H121ZM120 124V126H121ZM148 125L150 123H147ZM158 124V123H157ZM241 124V123H240ZM254 124V123H253ZM264 124V123H263ZM4 125V124H3ZM2 125V126H3ZM7 125V124H6ZM16 125V123H15ZM18 125V124H17ZM28 125V124H27ZM36 125V124H35ZM46 125V123H45ZM67 125V124H66ZM92 125V124H91ZM151 125V124H150ZM155 125V124H154ZM187 125V124H186ZM246 126V124H244ZM247 125H249L247 123ZM255 125V124H254ZM258 125V124H257ZM12 126V125H11ZM19 126V125H18ZM26 126V125H25ZM60 126V125H59ZM82 126V125H81ZM86 126V125H85ZM94 126V125H93ZM98 126V125H97ZM147 125H145L144 127H146ZM181 126V125H180ZM199 126V127H198ZM35 127V126H34ZM66 127V126H65ZM80 127V126H79ZM89 127V126H88ZM95 127V126H94ZM93 127V129H94ZM244 127V126H243ZM250 127V125H249ZM7 128V127H6ZM10 128V127H9ZM14 128V127H13ZM16 128V127H15ZM18 128V127H17ZM47 128V127H46ZM53 128V126H52ZM62 127H60L61 129ZM92 128V127H91ZM96 128V127H95ZM98 128V127H97ZM102 128V127H101ZM125 128H129V126L125 127ZM148 128V127H147ZM155 128V127H154ZM182 128H184L182 126ZM259 128V127H258ZM8 129V128H7ZM23 129V128H22ZM32 129V128H31ZM34 129V128H33ZM51 129V128H50ZM54 129V128H53ZM86 129V127H85ZM105 129L104 128V132H105ZM252 129V128H251ZM257 129V128H256ZM261 129V126L260 128ZM264 129V128H262ZM261 129V130H262ZM3 130V129H1ZM15 130V129H14ZM42 130V128H41ZM49 130V129H48ZM66 130V129H65ZM69 130V129H68ZM82 130V129H81ZM89 130V129H88ZM96 130V129H95ZM100 130V129H99ZM121 130V129H120ZM127 130V129H126ZM132 130V129H131ZM153 130V129H152ZM159 130V129H158ZM207 130V129H206ZM10 131V130H9ZM31 131V130H30ZM47 131V130H45ZM43 130V132H45ZM50 131V130H49ZM57 131V130H56ZM58 131H59V127H58ZM90 131V130H89ZM91 131H94L91 129ZM123 131V130H122ZM202 131H203V135H202ZM248 131V130H247ZM4 132V131H3ZM41 132V133H43ZM51 132V131H50ZM54 132V131H53ZM74 132V131H73ZM77 132V131H76ZM95 132V131H94ZM102 132V131H101ZM104 132H102L104 134ZM111 132V133H112ZM129 132V131H128ZM256 132V131H255ZM34 133V131H33ZM55 133V132H54ZM107 133L105 135H107ZM112 133V134H113ZM126 133V131H125ZM124 133V134H125ZM130 133V132H129ZM243 133V132H241ZM259 133H260V130H259ZM263 133V131H262ZM74 134V133H73ZM83 134V133H82ZM89 134V132H88ZM119 134V132H118ZM122 135H119L121 138L120 141L122 142V144L124 145V147H121L122 149H120L122 152H120L118 150V153L119 155H121V158H122V161L120 160H117L116 161V164L118 165L117 167H119L120 165H122V163H124L123 165H126L127 163H130L131 160H133L134 158H138L139 157V154L137 152L138 150V146H137V143L135 140L136 136H134V138L130 139L129 138V135L125 136L123 134V132L121 133ZM127 134V133H126ZM161 134V133H160ZM253 134V133H252ZM258 134V133H257ZM264 134V133H263ZM3 135V134H2ZM5 135V134H4ZM33 135V134H32ZM47 135V134H46ZM53 137L55 138V134H52ZM67 135V133H66ZM72 135V134H71ZM77 135V134H75ZM124 135V136H123ZM155 135V134H154ZM242 135V134H241ZM256 135V134H255ZM259 135V134H258ZM257 135V136H258ZM8 136V135H7ZM41 136V135H40ZM44 136V134H43ZM50 137V135H48ZM61 136V134H60ZM78 136V135H77ZM83 136V135H82ZM89 136V135H88ZM94 136V134H93ZM101 136V135H100ZM116 136V135H115ZM256 136V137H257ZM261 136L263 137V135L261 134ZM10 137V136H9ZM16 137V136H15ZM19 137V136H18ZM35 137V136H34ZM39 137V136H38ZM42 137V136H41ZM65 137V136H64ZM84 137V136H83ZM82 137V138H83ZM91 137V136H89ZM88 137V138H89ZM108 137V135L106 136ZM111 137V135L109 136ZM108 137V138H109ZM129 139H127V138ZM154 137V136H153ZM236 137V136H235ZM241 137V136H239ZM246 137V136H245ZM248 137V136H247ZM255 137V136H254ZM13 138V137H12ZM25 138V137H24ZM44 138V137H43ZM61 138V137H60ZM72 138V137H71ZM95 138V137H93ZM99 138V137H98ZM116 138V137H115ZM114 138V139H115ZM144 138V137H143ZM141 138V139H143ZM207 138V137H206ZM3 139V138H2ZM1 139V141H2ZM7 139V138H6ZM27 139L29 140V137H27ZM52 139V138H51ZM67 139V138H64V140ZM74 139V138H73ZM71 139V140H73ZM84 139V138H83ZM111 139V138H110ZM234 139V138H233ZM248 139V138H247ZM254 139V138H253ZM259 139V138H257ZM261 139V138H260ZM263 139V138H262ZM9 140V138H8ZM13 140V139H12ZM36 140V139H35ZM42 141H45V139H41ZM47 140V139H46ZM55 140V139H54ZM58 140V139H57ZM63 140V139H62ZM69 140V139H68ZM76 140V139H75ZM85 140V139H84ZM101 140V139H100ZM105 140V138H104ZM132 140V141H131ZM145 140V139H143ZM235 142L236 144L239 143V141L235 138ZM264 140V139H263ZM0 141V142H1ZM40 141V139H39ZM74 141V140H73ZM79 141V140H78ZM109 141V140H108ZM116 141V140H115ZM232 141V140H231ZM260 141V140H259ZM6 142V141H5ZM11 142V141H10ZM29 142V141H28ZM56 142H59V141H56ZM68 142V141H67ZM77 142V141H76ZM87 142V141H86ZM234 142V141H233ZM247 142V141H245ZM258 142V141H257ZM21 143V142H20ZM25 143V142H24ZM51 143V141H50ZM60 143V142H59ZM63 143V142H62ZM83 143V141H82ZM111 143V141L109 142ZM116 143H118L116 141ZM155 143V142H154ZM242 143V142H241ZM9 145V143H7ZM57 144V143H56ZM65 144V142H64ZM81 144V142H80ZM94 144V143H93ZM107 144V143H106ZM112 144V143H111ZM109 144V151L112 152V150H110V145ZM151 144V142H150ZM254 144V143H253ZM252 144V145H253ZM3 144H1V147H2ZM5 145V144H4ZM7 145V146H8ZM12 145V144H11ZM54 145V144H53ZM52 145V146H53ZM63 145V144H62ZM75 145V143L73 144ZM96 145V143L94 144V146ZM100 145H103L102 143ZM99 145V146H100ZM116 145H120V144H116ZM126 145V146H125ZM145 145V144H144ZM149 145V144H148ZM208 147H207V146ZM235 145V144H234ZM27 146V144H26ZM35 146V145H33ZM38 146V145H37ZM45 145H43L44 147ZM60 146V145H59ZM68 146V145H66ZM72 146V145H71ZM87 146V145H86ZM114 146V145H113ZM151 146V145H150ZM157 146V145H156ZM239 146V145H238ZM251 146V145H250ZM254 146V145H253ZM258 146V144H257ZM4 147V146H3ZM42 147V146H40ZM47 147V146H46ZM61 147V146H60ZM85 147V146H83ZM116 147V146H115ZM234 147V146H233ZM236 147V146H235ZM12 148V147H10ZM9 148V149H10ZM19 148V147H18ZM22 148V147H21ZM48 148V147H47ZM46 148V149H47ZM59 148V147H58ZM73 148V147H72ZM75 148V147H74ZM73 148V149H74ZM79 148V147H78ZM100 148V147H99ZM106 148V145L104 146L103 149ZM114 148V147H113ZM118 148V147H117ZM237 148V147H236ZM244 148V147H243ZM254 149V147H251ZM263 148V146H262ZM5 149V148H4ZM15 149V148H14ZM30 149H33V148H30ZM39 149V147H38ZM42 149V148H40ZM45 149V148H44ZM102 148H100L101 150ZM112 149V148H111ZM142 149V148H141ZM140 149V150H141ZM235 149V148H234ZM250 149V148H249ZM261 149V148H260ZM259 149V150H260ZM2 150V149H0ZM17 150V149H16ZM15 150V151H16ZM37 150V149H36ZM48 150V149H47ZM49 150H51L49 148ZM62 150V149H61ZM82 150V149H81ZM88 150V149H87ZM117 150V149H116ZM140 150L139 153H140ZM159 150V149H158ZM244 150V149H243ZM19 151V150H18ZM44 151V150H43ZM54 151V150H53ZM71 151V150H70ZM69 151V152H70ZM76 151V150H75ZM74 151V152H75ZM103 151V150H102ZM114 151V150H113ZM245 151V150H244ZM250 151V150H248ZM258 151V150H257ZM261 151V150H260ZM5 151H3L4 153ZM12 152V151H11ZM30 152V151H29ZM40 152V151H39ZM38 152V153H39ZM51 152V151H50ZM61 152V151H60ZM85 152V151H84ZM105 152V151H103ZM102 152V153H103ZM117 152V151H116ZM253 152V151H252ZM1 153V152H0ZM7 153V152H5ZM13 153V152H12ZM22 153V151H21ZM25 153V152H24ZM53 153V152H52ZM56 153V152H55ZM151 150H150V155H151ZM254 153V152H253ZM252 153V155H253ZM10 155V153H9ZM33 155V153H32ZM31 155V156H32ZM40 155V153H39ZM73 155V153H72ZM83 155V153H82ZM97 155V153H96ZM111 155V153H110ZM109 153H108V156H110ZM118 155V156H119ZM234 155H235V152H234ZM233 155V156H234ZM251 155V153H250ZM15 156H16V153H15ZM45 156V155H44ZM68 156V155H66ZM65 156V158H66ZM86 156H87V153H86ZM104 156V155H103ZM102 156V157H103ZM107 156V155H106ZM104 156V158L106 157ZM113 156V155H112ZM116 156V155H115ZM114 158H117L115 157ZM152 156V155H151ZM244 156V155H243ZM249 156V155H248ZM260 156V155H259ZM5 157V156H4ZM7 157V155H6ZM5 157V158H6ZM9 157V156H8ZM21 157V156H20ZM18 157V158H20ZM35 157V155H34ZM47 157V155H46ZM71 157V156H70ZM84 157V156H83ZM90 157V156H89ZM153 157V156H152ZM242 157V156H241ZM247 157V156H246ZM253 157V156H252ZM39 158V157H38ZM37 158V159H38ZM63 158V156H62ZM61 158V159H62ZM86 158V157H85ZM88 158V157H87ZM99 157H97L98 159ZM140 158V157H139ZM150 158V157H149ZM148 158V159H149ZM236 158V157H235ZM255 158V157H254ZM9 159V158H8ZM23 159V158H22ZM29 159V162H30V158ZM27 159V160H28ZM32 159V157H31ZM57 159V158H56ZM64 159V158H63ZM75 159V157H74ZM73 159V160H74ZM81 159V158H80ZM83 159V158H82ZM2 160V159H1ZM7 160V158H6ZM14 160V159H13ZM26 160V159H25ZM47 160V159H46ZM54 160V159H53ZM79 160V158L77 159ZM89 159H87L88 161ZM100 159H98V162H99ZM102 160V159H101ZM111 160V159H110ZM109 160V161H110ZM245 160V159H244ZM261 160V159H260ZM3 161V160H2ZM16 161V159H15ZM14 161V163H15ZM24 161V160H23ZM45 161V160H44ZM62 161V160H61ZM66 161V160H65ZM92 161V160H91ZM136 161V160H135ZM138 161V159H137ZM159 161V160H158ZM157 161V162H158ZM235 161V160H234ZM6 162V161H5ZM20 162V161H19ZM26 162V161H25ZM38 162V161H36ZM46 162V161H45ZM56 162V161H55ZM59 162V161H58ZM63 162V161H62ZM83 162V161H82ZM90 162V161H89ZM101 162V161H100ZM103 162L105 163V161L103 160ZM111 162V161H110ZM145 162V160H144ZM156 162V161H155ZM252 162V160H251ZM261 162V161H260ZM13 163V164H14ZM23 163V162H22ZM33 163V162H32ZM39 163V162H38ZM37 163V164H38ZM42 163V162H41ZM50 163V161H49ZM65 163V162H64ZM109 164V162H107ZM106 163V164H107ZM213 163V164H212ZM253 163V162H252ZM259 163V162H258ZM9 164V163H8ZM30 164V163H29ZM60 164V163H58ZM66 164H67V161H66ZM82 165V163H80ZM86 164V163H85ZM133 164V163H132ZM152 165L154 163H151ZM158 164V163H157ZM264 164V162L262 163ZM3 165V164H1ZM12 165V164H11ZM27 165V164H26ZM32 165V164H31ZM57 165V164H56ZM93 165V164H92ZM95 165V164H94ZM130 165V164H129ZM135 165V163H134ZM148 165V164H147ZM151 165V166H152ZM160 165V164H159ZM162 165V164H161ZM234 165V166H233ZM243 165V164H242ZM253 165V164H252ZM6 166V165H5ZM8 166V165H7ZM24 166V165H23ZM107 166V165H106ZM127 166V165H126ZM137 166V164H136ZM145 166V165H144ZM1 167V166H0ZM13 167V166H12ZM22 167V166H21ZM36 167V166H35ZM39 167V166H38ZM41 167V166H40ZM48 167V166H47ZM52 167V166H51ZM62 167V166H61ZM60 167V168H61ZM66 167V165H65ZM82 167V166H81ZM80 167V168H81ZM86 167V166H85ZM94 167V166H93ZM96 167V166H95ZM111 167V166H110ZM116 167V168H117ZM122 169L123 168H126L125 166L122 167L120 166ZM134 166L131 165V167L129 168H132ZM150 167V166H149ZM252 167V166H251ZM7 168V167H6ZM5 168V169H6ZM25 168V167H24ZM49 168V167H48ZM58 168V167H57ZM74 168V167H73ZM91 168V167H90ZM105 168V166H104ZM103 168V169H104ZM112 168V167H111ZM136 168V167H135ZM148 168V167H147ZM146 168V169H147ZM154 168V167H153ZM255 168V167H254ZM2 169V168H1ZM11 169V168H10ZM15 169V168H14ZM17 169V168H16ZM19 169V168H18ZM47 169V168H46ZM64 169V168H63ZM67 169V168H66ZM98 169V168H97ZM242 169V168H241ZM251 169V168H250ZM3 171H5L4 169H2ZM1 170V171H2ZM13 170V169H12ZM28 170V169H27ZM41 169H39L40 171ZM54 170V172L57 173V171H55V169H52ZM51 170V171H52ZM57 170V169H56ZM68 170V169H67ZM76 170V169H74ZM86 170V169H84ZM96 170V169H95ZM109 170V169H108ZM119 170V169H118ZM124 170V169H123ZM245 170V169H244ZM262 170H263V166H262ZM11 171V170H10ZM23 171V170H22ZM31 171V170H30ZM44 171V170H43ZM50 171V170H49ZM61 171V170H59ZM100 171V170H99ZM111 171V170H110ZM134 171V170H133ZM138 171V170H137ZM143 171V170H142ZM158 171V170H157ZM9 172V171H8ZM83 172V171H81ZM105 172V171H104ZM131 173V171H129ZM128 172V173H129ZM136 172V171H135ZM134 172V173H135ZM148 172V171H147ZM151 172H152V169H151ZM167 172V171H166ZM24 173V172H23ZM42 173V172H40ZM44 173V172H43ZM59 173V172H58ZM68 173V171H67ZM85 173V172H84ZM89 173V172H88ZM87 173V174H88ZM99 173V172H98ZM119 173V172H118ZM137 173V172H136ZM5 174V173H4ZM7 174V173H6ZM10 174V173H9ZM21 174V173H20ZM34 174V173H33ZM36 174V173H35ZM47 175V173H44ZM49 174V172H48ZM61 174V173H60ZM91 174V173H90ZM97 174V173H96ZM103 174V173H102ZM112 174V173H111ZM115 174V173H114ZM121 174V173H120ZM139 174V173H138ZM145 174H146V171H145ZM156 174V172H155ZM168 174V172H167ZM247 174V172H246ZM40 175V174H39ZM65 175V174H63ZM84 175V174H83ZM105 175V174H104ZM109 175V174H108ZM126 175V174H125ZM123 175L122 173V177L125 176ZM151 175H153L151 173ZM158 175V174H157ZM164 175H166L164 173ZM169 175V174H168ZM11 176V174H10ZM23 176V175H22ZM36 178H37V175H35ZM53 176V175H52ZM57 176H59L57 174ZM66 176V175H65ZM80 176V175H79ZM148 176V175H147ZM238 176V175H237ZM39 177V176H38ZM48 177V176H47ZM50 177V176H49ZM54 177V176H53ZM99 177V176H98ZM108 177V176H107ZM135 177V175H134ZM145 177V175H144ZM151 177V176H150ZM150 177L149 180H150ZM168 177V176H167ZM21 178V177H20ZM23 178V177H22ZM25 178V177H24ZM28 178V176H27ZM33 178V177H32ZM43 178V177H42ZM56 176L53 178L55 179ZM64 178V176H63ZM70 178V177H69ZM79 178H82V177H79ZM89 178V177H88ZM163 178V177H162ZM170 178H171V175L168 177L167 179V184H168V181L170 182ZM7 180V178H5ZM26 179V178H25ZM46 179V178H44ZM52 179V178H51ZM100 179V177H99ZM98 179V181H99ZM108 179V178H106ZM124 180V177L122 178ZM129 179V178H128ZM137 179V178H136ZM142 179H143V172H142ZM246 179V178H245ZM55 180H58V179H55ZM65 180V179H64ZM69 180V179H68ZM83 180V179H82ZM135 180V178H134ZM146 180V179H145ZM144 180V181H145ZM148 180V181H149ZM156 180V178H155ZM157 180H158V177H157ZM166 180V179H165ZM253 180V179H252ZM256 180V179H255ZM24 181V180H23ZM32 181V180H31ZM42 181V180H41ZM103 181V180H102ZM108 181V180H106ZM113 181V180H112ZM126 181V180H124ZM161 181V180H160ZM250 181V180H249ZM259 181H260V178H259ZM7 182V181H5ZM16 182V181H15ZM30 182V180H29ZM35 182V181H34ZM57 182V181H56ZM60 182V181H59ZM58 182V183H59ZM61 182H62V177H61ZM61 182L59 184H61ZM88 182V180H87ZM115 182V181H114ZM123 182V181H122ZM128 182V181H127ZM134 182V181H133ZM136 182V181H135ZM9 183V181H8ZM54 183V182H53ZM57 183V184H58ZM66 183V182H65ZM108 183V182H106ZM113 183V182H112ZM153 183V182H152ZM159 183V182H158ZM163 183V182H162ZM179 182H177L178 184ZM2 184V183H1ZM10 184V183H9ZM30 184V183H29ZM36 184V183H35ZM42 184H43V181H42ZM47 184V183H46ZM56 184V183H55ZM63 184V183H62ZM72 184V183H71ZM88 184V183H87ZM98 184V183H97ZM102 184V182H101ZM117 184V183H116ZM121 184V183H120ZM125 184V183H124ZM144 184V183H143ZM155 184V183H154ZM165 184V183H164ZM4 185V184H2ZM18 185V184H17ZM20 185V184H19ZM18 185V186H19ZM51 185V183H50ZM109 185V183H108ZM145 185V184H144ZM156 185V184H155ZM154 185V186H155ZM158 185V184H157ZM166 185V184H165ZM257 185V186H256ZM263 185V184H262ZM7 186V185H6ZM31 186V185H30ZM37 186V184H36ZM47 186V185H46ZM55 186V185H54ZM53 186V187H54ZM57 186V185H56ZM65 186V185H64ZM135 186V184H134ZM153 186V188H155ZM260 186V185H259ZM22 187V186H21ZM25 187V186H24ZM23 187V188H24ZM28 187V186H27ZM34 187V185H33ZM32 187V188H33ZM39 187V186H38ZM41 187V186H40ZM39 187V188H40ZM50 187V186H49ZM68 187V186H67ZM86 187V185H85ZM132 187V186H131ZM141 187V186H140ZM148 187V186H147ZM161 187V185H160ZM167 187V185H166ZM166 187H161V188H165ZM187 187V186H186ZM11 187H9L10 189ZM22 188V190H23ZM62 188V187H61ZM78 188V187H77ZM87 188H88V185H87ZM109 188V186H108ZM116 188V187H115ZM144 188V187H143ZM142 188V189H143ZM150 188V187H148ZM148 188L146 189V192L148 191ZM157 188V186H156ZM31 189V188H30ZM29 189V190H30ZM42 189V188H41ZM64 189V188H63ZM70 189V188H69ZM113 189V188H112ZM122 189V187H121ZM134 189V188H133ZM132 189V190H133ZM159 189V188H158ZM157 189V190H158ZM164 189V191H165ZM171 189V188H170ZM178 189V187H177ZM55 190V189H53ZM57 190V189H56ZM73 190V188L71 189V191ZM75 190V189H74ZM129 190V189H128ZM156 190V191H157ZM160 190V189H159ZM175 190V189H173ZM179 190V189H178ZM177 190V191H178ZM2 190L0 189V262L1 264H38V262H40L41 264H45V263H42L41 261V257L38 253V250L37 249V245H36V242L34 241V239H32L34 236H32V238H23V236L20 235V226H21V223L19 222L21 219V217L19 218V216L17 217L16 215H18L14 210V206L10 207L7 205V203L5 204V200H7V198H5L4 200V195L2 194L3 192H1ZM27 192V190H25ZM24 191V193H25ZM41 191V190H40ZM50 191V190H49ZM62 191V190H61ZM85 192V190H83ZM89 191V189H88ZM108 191V190H106ZM114 191V190H113ZM138 191V190H137ZM154 191V192H156ZM163 191V192H164ZM34 192V191H33ZM32 192V193H33ZM58 192H59V188H58ZM66 192V191H65ZM75 192V191H74ZM77 192V191H76ZM75 192V193H76ZM126 192L124 193V196H126ZM132 192V191H131ZM149 192V191H148ZM147 192V193H148ZM158 192V191H157ZM162 192V191H161ZM181 192V191H180ZM9 193V192H7ZM31 193V192H30ZM41 193V192H40ZM91 193V192H90ZM146 193V194H147ZM160 193V192H159ZM158 193V194H159ZM165 193V192H164ZM183 193V192H182ZM6 194V193H5ZM36 194V193H35ZM38 194V193H37ZM49 194V193H48ZM51 194H55V191ZM59 194V193H58ZM85 194V193H84ZM102 194V193H101ZM162 193H160V196H161ZM178 194V193H177ZM184 194V193H183ZM187 194V193H186ZM185 194V195H186ZM189 194V193H188ZM10 195V194H9ZM29 195V193H28ZM33 195V194H32ZM39 195V194H38ZM56 195V194H55ZM116 195V194H115ZM142 195V193L140 194ZM144 195V194H143ZM154 195V194H153ZM14 196V195H13ZM25 196V195H24ZM27 196V195H26ZM34 196V195H33ZM42 196V195H41ZM40 196V197H41ZM51 195H49L50 197ZM77 196V195H76ZM129 196V194H128ZM158 196V195H157ZM158 196V197H160ZM162 196H164V194H162ZM31 197V196H30ZM46 197V195L44 196ZM55 197V196H54ZM57 197V196H56ZM81 197V196H80ZM84 197V195H83ZM87 197V196H86ZM115 197V196H114ZM122 197V196H121ZM131 197V196H130ZM139 197V196H138ZM183 197V196H182ZM12 198V197H11ZM42 198V197H41ZM47 198V197H46ZM60 198V197H59ZM89 198V196H88ZM127 198V197H126ZM164 198V197H162ZM18 199V198H17ZM27 199V198H26ZM29 199V197H28ZM90 199V198H89ZM130 199V198H129ZM141 199V198H140ZM144 199V198H143ZM13 200V199H12ZM32 200V199H31ZM41 200V199H40ZM38 200V202L40 201ZM88 200V199H87ZM95 198H93V202L95 203ZM102 200V199H101ZM121 200V199H120ZM148 200V199H147ZM160 200V198H159ZM173 199H171L172 201ZM14 201V200H13ZM28 201V200H27ZM30 201V199H29ZM63 201V200H62ZM84 201V200H83ZM82 201V203H83ZM89 201V200H88ZM130 201V200H128ZM134 201V200H133ZM132 201V202H133ZM144 201V200H143ZM8 202V201H7ZM16 202V201H15ZM40 202H43V198H42V201ZM73 202V201H72ZM75 202V201H74ZM80 202V201H79ZM92 202V200H91ZM117 202V201H116ZM119 202V201H118ZM165 202V201H164ZM173 202V201H172ZM19 203V202H18ZM30 203V202H29ZM28 203V204H29ZM36 203V202H35ZM35 203L33 204L32 202L30 203L31 205L33 204V206L35 205ZM65 203V202H64ZM85 203V202H84ZM148 203V202H147ZM160 203V202H159ZM168 203V202H167ZM14 204V203H13ZM17 204V203H15ZM60 204V203H59ZM62 204V203H61ZM96 204V203H95ZM94 204V205H95ZM104 204V203H103ZM120 204V203H119ZM136 204V203H135ZM163 204V203H162ZM161 204V205H162ZM165 204V203H164ZM172 204V203H171ZM175 204V203H174ZM7 205V206H6ZM20 205V203L18 204ZM76 205V204H75ZM80 205V204H78ZM118 205V204H117ZM125 205V204H124ZM128 205V204H127ZM144 205V203H143ZM157 205V204H156ZM155 205V207H156ZM160 205V206H161ZM181 205V204H180ZM29 206V205H28ZM64 206V205H63ZM96 206V205H95ZM139 206V205H138ZM137 206V208H138ZM146 206V205H145ZM178 206V205H177ZM21 207H24V206H21ZM62 207V206H61ZM65 207V206H64ZM116 207V206H115ZM121 207V206H120ZM126 207V206H125ZM128 207H131L130 205ZM162 207V206H161ZM176 207V205H175ZM16 208V207H15ZM39 209V207H37ZM51 208V207H50ZM69 208H72L69 206ZM100 208V207H99ZM117 208V207H116ZM135 208V207H134ZM163 208H164V205H163ZM162 208V209H163ZM169 208V207H168ZM177 208V207H176ZM24 209V208H23ZM22 209V210H23ZM36 209V207H35ZM41 209V208H40ZM78 209V208H77ZM86 209V208H85ZM132 209V208H131ZM161 209V208H159ZM161 209V210H162ZM170 209V208H169ZM21 210V208H20ZM32 210V208H31ZM47 210V209H45ZM75 209H73V212H74ZM82 210V209H81ZM130 210V208H129ZM139 210V209H138ZM158 210V209H157ZM164 214L166 215L167 214V208L165 207L164 209ZM26 212V210H23ZM48 211V210H47ZM53 211V210H52ZM70 211V209H69ZM103 211V210H101ZM134 211V210H132ZM151 211V210H150ZM177 211V212H179ZM18 212V211H17ZM35 212V211H34ZM38 212V211H36ZM43 212V211H42ZM64 212V211H63ZM71 212V211H70ZM72 212V213H73ZM81 212V211H80ZM96 212V210H95ZM110 212V211H109ZM126 212V211H125ZM162 212V211H161ZM16 213V214H15ZM33 213V212H32ZM62 213V212H61ZM65 213V212H64ZM63 213V214H64ZM77 213V212H76ZM88 213V212H87ZM112 213V212H111ZM114 213V212H113ZM129 213V212H128ZM136 212H134L135 214ZM141 213V212H140ZM40 214V212H39ZM56 216H57V213H55ZM54 214V215H55ZM59 214V212H58ZM90 214V213H89ZM119 214V212H118ZM125 214V213H124ZM146 215V213H144ZM157 214H159L157 212ZM174 214V212L172 213ZM20 215H24L23 213L21 214L20 212ZM33 215V214H32ZM79 215V214H78ZM106 215V214H105ZM104 215V216H105ZM132 215V214H131ZM143 215V214H142ZM141 215V216H142ZM160 215V214H159ZM158 215V216H159ZM175 216L177 214H174ZM28 217V215H25ZM36 216V215H35ZM40 216V215H39ZM52 218H53V215L51 214ZM72 216V215H71ZM81 216V215H80ZM83 216V215H82ZM102 216V215H101ZM108 216V215H107ZM112 216L114 215H111V218ZM119 216V215H118ZM129 217L130 214L128 215ZM149 216V215H148ZM157 216V217H158ZM162 219L165 220L163 221V225L165 226L163 231H162V234H163V237H164V240L165 241V247L167 248V251H169V256L172 260H174L176 258V255H177V251H178V248L180 249V247L178 246V241H177V234L176 233V230L175 228L177 229V226L175 225L174 223V229L172 230H175L172 238H170L167 234V229H166V224L170 223L169 222V217L166 215V219L164 218L163 216V212H162ZM26 217V218H27ZM38 217V215H37ZM76 217V216H75ZM79 217V216H78ZM98 217V216H97ZM106 217V216H105ZM123 217V216H122ZM136 217V216H135ZM134 217V218H135ZM150 217V216H149ZM160 217V216H159ZM158 217V218H159ZM179 217V216H178ZM25 218V219H26ZM86 218V217H85ZM92 218V217H91ZM133 218V216H132ZM133 218V219H134ZM137 218V217H136ZM161 218V217H160ZM38 219V218H37ZM41 219V218H40ZM45 219V218H44ZM69 219V218H68ZM107 219V218H105ZM127 219V217H126ZM132 219V221H133ZM177 219V218H174V220ZM33 219H31L30 221H32ZM35 220V219H34ZM50 220L51 217H50ZM77 220V219H76ZM82 220V219H81ZM91 220V219H89ZM131 220V219H130ZM143 220V219H142ZM152 220V219H151ZM156 220V219H155ZM160 220V219H159ZM26 221V220H25ZM29 221V220H28ZM29 221V222H30ZM46 221V220H45ZM49 221V220H48ZM53 221H54V218H53ZM65 221V220H64ZM124 221V220H122ZM172 221V219H171ZM176 221V220H175ZM35 222V221H34ZM42 222V220H41ZM108 223V221H106ZM114 222V221H112ZM128 222V221H127ZM148 222V221H147ZM156 222V221H155ZM168 222V223H167ZM31 223V222H30ZM29 223V224H30ZM46 223V222H45ZM56 223V222H55ZM79 223V221H78ZM83 223V222H82ZM116 223V222H115ZM132 224V222H130ZM149 223V222H148ZM157 223V222H156ZM28 224V223H27ZM52 224V223H51ZM59 224V223H58ZM67 225V223H65ZM70 224V223H68ZM81 224V223H80ZM109 224V223H108ZM112 224V223H111ZM127 224V223H126ZM63 225H64V222H63ZM72 225V223H71ZM89 225V224H88ZM87 225V226H88ZM97 225V224H96ZM117 225V224H116ZM155 225V224H154ZM184 225V226H183ZM24 226V225H23ZM28 226V225H26ZM25 226V227H26ZM46 226V225H45ZM50 226V225H49ZM57 226V225H56ZM74 226V225H73ZM124 226V225H123ZM131 226V225H129ZM176 226V227H175ZM32 227V225H31ZM62 227V226H61ZM68 227V225L66 226ZM79 227V226H78ZM83 227V226H82ZM89 227V226H88ZM87 227V228H88ZM101 227V226H100ZM149 227V226H148ZM63 228V227H62ZM73 228V227H72ZM86 228V229H87ZM96 228V227H95ZM102 228V227H101ZM105 228V227H104ZM122 228V225L121 227ZM146 228V227H144ZM181 228V227H180ZM186 228L184 229L185 232H186ZM26 229L25 230V233L28 231V233L30 232L28 230V227L27 228H24ZM34 229V227H33ZM58 229V228H57ZM85 229V228H84ZM91 229V227L89 228ZM124 230V228H122ZM121 229V230H122ZM127 229V228H126ZM153 229H154V226H153ZM159 229V232L160 231V227L158 228ZM31 230V229H30ZM64 230V229H63ZM68 230V229H67ZM76 230V229H75ZM92 230V229H91ZM152 230V229H151ZM180 230V229H179ZM56 231V230H55ZM80 231V230H79ZM154 231V230H152ZM157 231V227H156V230L155 232ZM178 231V230H177ZM41 232V231H40ZM44 232V231H43ZM46 232V231H45ZM92 232V231H91ZM97 232V231H96ZM133 232V231H132ZM145 232V231H144ZM23 233V234H25ZM65 233V231H64ZM75 233V232H74ZM81 233V232H80ZM89 233V232H88ZM95 233V232H94ZM152 233V232H151ZM32 234H35V232L32 231ZM67 234V232H66ZM72 234V233H71ZM70 234V235H71ZM161 234V235H162ZM180 234V233H179ZM187 234V233H186ZM26 235V234H25ZM24 235V236H25ZM42 235V234H41ZM54 235V234H53ZM77 235V234H76ZM92 235V234H91ZM96 235V234H95ZM111 235V234H110ZM146 235V234H145ZM30 236V235H29ZM49 236V235H48ZM56 236V235H55ZM68 236V235H67ZM97 236V235H96ZM101 236V235H100ZM105 236V235H104ZM150 236V235H149ZM148 236V238H149ZM152 236V235H151ZM182 236H183V232H182ZM187 236V235H186ZM26 237H28V235H26ZM74 237V236H73ZM79 237V236H77ZM76 237V238H77ZM154 237V236H152ZM156 237V236H155ZM179 237V236H178ZM39 240H41L40 237H38ZM45 238V237H44ZM75 238V239H76ZM87 238V237H86ZM98 238V237H97ZM103 238V237H101ZM107 238V237H105ZM161 238V237H159ZM176 238V239H175ZM182 238V237H181ZM55 239V238H54ZM59 239V238H58ZM73 239V238H71ZM91 239V238H90ZM89 239V241H90ZM109 239V238H108ZM144 239V238H143ZM154 239V238H153ZM185 239V238H184ZM68 240V238H67ZM101 240V239H100ZM150 239H148L149 241ZM152 240V239H151ZM179 240V238H178ZM47 241V240H46ZM51 241V240H50ZM154 241V240H153ZM180 241V240H179ZM43 242V241H42ZM55 242V241H54ZM61 242V241H60ZM75 242V241H74ZM80 242V241H79ZM146 242V240H145ZM39 243V242H38ZM49 243V242H47ZM82 243V242H81ZM91 243V242H90ZM144 243V241H143ZM163 243V242H162ZM185 243V241L183 242ZM73 244V242H72ZM76 244V243H75ZM84 244V243H83ZM82 244V245H83ZM99 244V243H98ZM104 244V243H103ZM149 244V242H148ZM156 244V243H155ZM160 244V243H159ZM158 244V245H159ZM40 245V243H39ZM109 245V244H108ZM186 245H188V243H186ZM50 246V245H49ZM58 246V245H57ZM78 246V245H77ZM94 246V244H93ZM104 246V245H103ZM142 246V245H141ZM147 246V245H146ZM160 246V245H159ZM164 246V244L161 246V248ZM178 246V247H177ZM40 247V246H39ZM47 247V246H46ZM51 247V246H50ZM76 247V246H75ZM91 247V246H90ZM153 247V246H152ZM181 247H182V244H181ZM186 247V246H185ZM184 247V248H185ZM41 248H44L41 246ZM40 248V249H41ZM72 248V247H71ZM77 248V247H76ZM79 248V247H78ZM77 248V249H78ZM87 248V247H86ZM104 248V247H103ZM149 248V247H148ZM155 248V247H154ZM48 249V248H47ZM52 249V248H51ZM61 249V248H60ZM64 249V248H63ZM69 249V248H68ZM84 249V248H83ZM90 249V248H89ZM97 249V247H96ZM107 249V248H106ZM142 249H143V246H142ZM146 249V248H145ZM144 249V251H145ZM150 249V248H149ZM182 249V248H181ZM180 249V250H181ZM55 251V249H53ZM58 250V249H57ZM74 250V249H73ZM80 250V249H78ZM111 250V249H110ZM156 250V248H155ZM159 250V249H158ZM157 250V251H158ZM183 250V249H182ZM187 250V249H185ZM190 250V249H189ZM42 251V250H41ZM51 251V250H50ZM59 251V250H58ZM67 251V249H66ZM88 251V250H87ZM90 251V250H89ZM97 251V250H96ZM149 251V250H148ZM61 252V251H60ZM63 252V251H62ZM104 252V251H103ZM106 252V250H105ZM108 252V251H107ZM128 252V251H127ZM152 252V251H151ZM162 252V251H161ZM187 252V251H186ZM44 253V252H43ZM147 253V252H145ZM184 250H183V254H184ZM42 254V253H41ZM45 254V253H44ZM64 254V253H63ZM68 254V253H67ZM94 254V253H93ZM108 254V253H107ZM111 254V253H110ZM164 254V253H163ZM166 254V253H165ZM182 254V255H183ZM194 254H193V258H194ZM231 254V255H230ZM46 255V254H45ZM70 255V254H69ZM84 255V254H83ZM99 255V254H97ZM106 255V254H105ZM112 255V254H111ZM147 255V254H145ZM167 255V254H166ZM190 255V254H189ZM44 256V255H42ZM65 256V255H64ZM89 256V255H88ZM94 256V255H93ZM92 256V257H93ZM103 256V255H102ZM163 256V255H162ZM185 256V255H184ZM68 257V256H67ZM75 257H76V254H75ZM74 257V258H75ZM80 257V256H79ZM82 257V256H81ZM99 257V256H98ZM160 257V255H159ZM167 257V256H166ZM164 257V259L166 258ZM187 257V256H186ZM45 258V257H44ZM61 258V257H60ZM71 258V257H70ZM90 258V257H89ZM190 258V257H189ZM192 258V257H191ZM54 259V258H53ZM59 259V257H58ZM68 259V258H67ZM84 259V258H83ZM95 259V258H94ZM148 259H150L148 257ZM163 259V260H164ZM63 260V259H62ZM112 260V259H111ZM116 260V259H114ZM171 260V261H172ZM194 260V259H193ZM47 261V260H46ZM58 261V260H57ZM57 261H55V263H57ZM61 261V260H60ZM69 261V260H68ZM82 261V260H81ZM80 261V262H81ZM99 261V260H98ZM158 261V260H157ZM156 261V262H157ZM166 261H167V258H166ZM51 262V261H50ZM67 262V261H66ZM78 262V261H77ZM88 262V260H87ZM90 262V261H89ZM109 262V261H108ZM132 262V261H131ZM151 262V261H150ZM190 262V261H189ZM191 262H194V261H191ZM39 263V264H40ZM79 263V262H78ZM85 263V262H84ZM94 263V262H93ZM95 263H97L95 261ZM158 263V262H157ZM161 263V262H160ZM164 263V262H163ZM175 263V261H173V264ZM177 263V262H176ZM175 263V264H176ZM220 263V261H219ZM231 263V262H230ZM52 264V263H51ZM68 264V263H67ZM72 264V263H71ZM116 264V263H115ZM133 264V263H132ZM154 264V263H153ZM192 264V263H191ZM233 264V263H232Z\"/></svg>",
  "mask_w": 264,
  "mask_h": 264
},
{
  "label": "clouds",
  "instance_id": "clouds-1",
  "mask_svg": "<svg viewBox=\"0 0 264 264\" xmlns=\"http://www.w3.org/2000/svg\"><path fill=\"white\" fill-rule=\"evenodd\" d=\"M208 225L216 243L233 253L239 264H264V200L217 208Z\"/></svg>",
  "mask_w": 264,
  "mask_h": 264
}]
</instances>
